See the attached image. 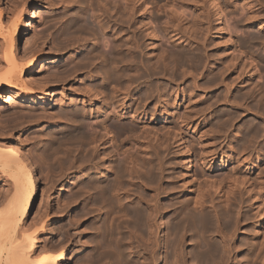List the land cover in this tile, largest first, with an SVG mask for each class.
I'll return each mask as SVG.
<instances>
[{
	"label": "rangeland",
	"instance_id": "1",
	"mask_svg": "<svg viewBox=\"0 0 264 264\" xmlns=\"http://www.w3.org/2000/svg\"><path fill=\"white\" fill-rule=\"evenodd\" d=\"M46 1L47 0H44V2H45V7H40V8H36V9H33V13H34V18L33 19H30V18H27L26 16L24 17V20H25V23H26V25H28V30L26 31V30H22V35L19 37V41H18V47H19V49L21 50V52L23 53V52H27V51H29L31 48V45H32V43L31 42H33L35 39L34 38H36V33L38 34H40L39 36L40 37H42V39L40 38V40H38V41H42L43 42V40H46V38H47V40H46V45L43 47L44 48V54L48 57L46 60H43V61H41V62H39L38 63V65L36 66V69L34 70V72L30 75V76H28L27 78H28V80L30 81V82H34L33 84H32V87H34L32 90H27V92H29L28 94H27V92L26 93H24L23 95H20L19 97H17L16 96V94L15 93H10L9 92V90H6V92L4 93V99H6V102H4V104H3V108H0V134H1V136L4 134V136H2L3 138H2V140H0V146H2V147H9V146H15L16 144H18V143H20V142H18V141H16V139H18V138H20V139H22V144H20V145H22V146H28L29 148H30V152L33 154V156L32 157H34L35 156V154H37L34 158H37V160H35L34 161V163L36 162V166H37V169H39V172H40V174H42L41 176H43L42 177V182H43V184H42V186L41 187H43V189H44V192H43V196H39L38 197V199H36V201L34 202V204H33V207H32V209H31V212H30V215H29V217L27 218V224H33V226L31 227V230H33V231H37L38 232V238H39V240L40 241H42V240H44V238L48 235V237H52V235H53V232H54V230H52V228H53V226H58V225H60V223H58V222H60V219H61V217L62 216H65L66 214H67V216H70V218L72 217L73 218V220L74 221H76V220H78L77 219V217L78 216H80V217H82V215H83V217L81 218L82 220H81V228H83L84 229V231H83V235H82V237H81V240L83 239V241H85V243L87 242V239L91 236V232L89 231V230H91V227H92V225H93V223L95 222V221H101V220H103L104 219V214H106L105 212L106 211H108V210H104V209H102V208H105L106 209V207H107V205L108 206H110V207H117L116 206V203L114 204V202L116 201V197L113 199V197H114V195H113V197L111 196V198L114 200V201H112L113 203H109L108 204V202H107V200L105 199V198H101L98 202L100 203V204H98V202H93L94 200H96L95 198H94V195L96 194V193H94L93 191H91L92 189L89 187V185H86V182H87V184H89V179H94V180H98V179H100V178H102V176L104 175V173H106V169H108L109 168V165H111L114 161L117 163V162H122V161H124L125 162V160L127 161V165H128V167H127V165L126 164H123V166L124 167H126V169L123 171V169L124 168H122V170L121 171H123L124 173H123V175H122V178H123V180H122V182H121V186L123 185V187H120V188H122V189H125V188H128V186H130L128 189H129V191H123L122 189H120V190H122V191H120L119 190V192L121 193V195L119 196V197H121L122 198V200H120L119 198H117V200H119L118 202H120V201H123V199H124V201L122 202L123 204L122 205H130V204H132L133 203V205H134V203L136 204V202H135V200L136 201H138L139 203H137L138 205L140 204V206H142V204H143V206L142 207H144L145 209H147L146 207H149V206H153V205H155V203H158L157 205H159V204H161V207L162 208H164V210H163V214H162V219L164 220V219H167L166 221L168 222L169 220H170V218H172L171 216H172V214H174L175 213V210L176 209H172L173 208V204H171L170 202H173L174 200V204H176V202L178 203V204H184V203H186L185 202V199H186V197L188 196V195H191L192 196V202L191 203H194V199H196V197H200V194L201 193H198V191H199V189L201 190V192L203 191L202 190V188H200V185H201V187L202 186H205L206 184H208L209 183V181L211 180L212 182H210L212 185L214 184V183H216L218 186L217 187H215V188H218L219 187V189H215L214 188V186H216L215 184H214V186L212 187L210 184H208V186L206 185L205 187H207L208 188V190H210L211 191V187H212V190L214 189V191H211L212 192V195L214 196V195H216V197L214 198V204L215 205H213V203L212 204H209L210 202H207L208 200H210V199H208L207 200V198H205L206 199V205L208 206H205V210L207 211V212H210L213 208H215L214 206H216V207H218V208H215V209H219L220 208V205L218 204V203H220L221 201H223L224 200V202L222 203H220V204H223L224 205V207H225V205H226V199H225V195L227 194V192H226V194L224 195V198L222 199V195H223V192L224 191H229V188H228V186H229V183L228 182H226L225 183V185L223 184V182H221V178H224V175H226V172H223L224 170H222L221 171V169L220 168H217V170H215V169H213L212 168V166H210L211 165V163L208 161V159H206L205 158V156H204V154L206 153V152H204V151H207V150H209V149H206V150H204L203 151V148L205 147V148H210L209 147V142H211V141H213V139L215 140V141H217L216 143H215V141H214V144L215 145H212L211 144V146L214 148V150H218V159L219 160H221V158H223V156L224 155H226L227 157H228V154H229V156L232 154V152L230 151V148H231V146L232 145H234L233 143H234V133H235V131L237 130V128L239 127V125L238 124H240L241 125V123L245 120V119H247V118H252V119H254L256 116L254 115L253 116V112H246L245 113V115L243 114H241V116H240V118H239V116L237 117V119H235V122H234V119H231V118H234V116H232L231 118H229L228 119V121L227 120H224V119H227V118H223V120H224V122L225 121H227V122H225V125L223 124L224 122H221V121H223V120H221L220 119V115L219 114H221V115H225L226 114V112L229 110H234V109H236L235 107H234V89H237V87H238V85L234 88V86H232V83H234L235 81L236 82H238L240 79H236V78H234V77H237V75H239V74H237V73H239L240 72V70L238 71V72H236V76H234L235 75V72H234V55L236 56V54H237V56L239 57V55H241V58H239L240 60H241V63L242 62H246V63H248V65H250V66H248L249 68L250 67H252V68H250L251 69V71L252 70H254V71H252V73H254V72H256L255 74V78H254V80H258V79H256L257 77V75L258 74H260V76L258 75V78L260 77H262L261 79H263L264 78V75H263V73H264V71H263V69H264V66L263 67H257V68H255V66H254V64H256L257 63V66H260V64H262V65H264L259 59H257L256 60V58L254 59V55L253 54H251V53H254V52H259L260 51V48H261V52H263L264 51V49L262 48V46L259 44H256V45H250L249 43V45L251 46V48H250V46L248 47L247 45L245 46V47H243V49L241 50L240 48L237 50L236 48L237 47H235L233 44H234V30H235V32H240V33H237V34H239L238 36H240V37H243V36H246V35H248L249 33H250V29H248V28H251V32L254 30V31H256L257 30V26H253V27H256V28H253V27H251V25H249V26H245L246 28L244 29V26H237V29L239 28V30H236V28L234 29V22H236V17L237 18H239V17H242V18H244V16L246 15V12H245V3L247 2L248 3V5L250 4V0H244V3H243V0H205L206 2H204V0H202L204 3L203 4H201V0L200 1H197V2H199V3H197V2H195V0H194V2H193V0L191 1V0H73V2L74 1H76V5L74 4V3H68V5H67V2L68 1H70V0H49V1H47L48 3H51V4H48V3H46ZM77 1L78 2H84V3H82L81 2V4L80 3H77ZM86 1V2H85ZM100 1H102V2H104L102 5H104L103 7H102V5H101V3L102 2H100ZM130 3H129V2ZM134 1H135V3H134ZM156 1V2H155ZM194 4V5H192V3ZM228 1V2H227ZM235 1V2H234ZM255 1V0H254ZM253 0H251V4L252 5H255L256 3L254 2ZM6 2H7V0H3V2H2V5H4V6H7V4H6ZM52 2H53V4H52ZM54 2H56L55 4H54ZM107 2H109L110 3V6H109V3H107ZM117 2V3H116ZM118 2H119V4H118ZM208 2V3H207ZM212 2V3H211ZM221 4H220V3ZM240 2V3H239ZM97 3V4H96ZM108 4L106 7L108 8L107 10L106 9H104L105 11H106V13H105V11L103 10V8H105V5L106 4ZM112 3V4H111ZM131 4V5H129V4ZM137 3V4H136ZM205 3L207 4V5H205ZM219 3V5L221 6H219V5H217V4ZM234 3H235V6H234ZM247 3H246V7H247ZM254 3V4H253ZM66 4V5H65ZM70 4V5H69ZM73 4V5H72ZM84 4V5H83ZM88 4V5H87ZM101 5V7H100V5ZM133 4H134V6H135V9L134 10H132L131 9V7H133ZM213 4V5H212ZM238 4V5H237ZM54 6L53 8H52V6ZM72 5V6H71ZM78 5V6H77ZM94 5V6H93ZM96 5V6H95ZM99 5V6H98ZM112 5V6H111ZM200 5V6H199ZM205 5V6H204ZM213 7H212V6ZM236 5L239 7V8H237L236 7ZM243 5V6H242ZM47 6V7H46ZM70 6V7H69ZM90 6H92V7H90ZM125 6H127L126 8H125ZM128 6H130V7H128ZM136 6H137V8H136ZM161 6V7H160ZM196 6V7H195ZM204 6V8H202ZM215 6H219V9H223V10H225V14H226V17L227 18H229V32H231V30H232V32L229 34V33H222V31H221V27L219 26V20H216L218 17H217V15L219 14V10L215 7ZM256 6H257V4H256ZM95 7V8H94ZM98 7V8H97ZM110 7H112V8H110ZM113 7H116L115 8V10L117 9L118 11H114V8ZM118 7V8H117ZM199 7V8H198ZM215 7V8H214ZM242 7L244 8V9H242ZM259 7V8H258ZM258 10H261V11H259V13H260V15H261V17H264V14H263V16H262V13L264 12V9L262 8L261 9V6H259L258 5ZM58 9V12L56 11V13L55 12H53L54 10L53 9ZM100 8V9H99ZM128 8V9H127ZM130 8V9H129ZM143 8V9H142ZM200 8H202V9H200ZM234 8L236 9V12H235V10H234ZM81 9V10H80ZM100 11H99V10ZM101 9H102V11L105 13V14H103L102 13V11H101ZM112 11H111V10ZM123 9H124V11H123ZM136 9H137V11H136ZM204 9V10H203ZM206 9H208V10H206ZM209 9L211 10V13H210V11H209ZM214 9H216V11L217 12H215V10ZM238 9H240V11H241V9L243 10V11H241V12H243V13H241V12H239V11H237ZM35 10V11H34ZM50 10H52V11H50ZM97 10V11H96ZM110 10V11H109ZM125 10H126V12H127V14H126V12H125ZM129 12H128V11ZM201 10H203L204 11V13H203V11H201ZM206 10V11H205ZM262 10H263V12H262ZM99 11V12H98ZM109 11V12H108ZM114 11V12H113ZM135 11V12H134ZM178 11H179V13H178ZM199 11V12H198ZM208 11V12H207ZM38 12V13H37ZM52 12V13H51ZM73 12H75V13H73ZM77 12H82L81 13V15H84V13L86 12L87 14H89V15H87V16H91L93 19H94V21H95V25L97 26H103V24L104 25H106V27H104L105 29H103V27L101 26V27H99L100 28V31L97 33L98 35H96V41H95V39H92V38H94L95 37V35L93 36V33H91L90 31L89 32H87L86 30H84V33H83V31H80V33H79V31H71V29H69L68 28V26L66 27V25H68L67 23H68V18L71 16V15H73V14H76ZM96 12V13H95ZM111 12V13H110ZM115 12H117V13H115ZM118 12H120L119 13V15H118ZM122 12H125L124 14L122 13ZM174 12V13H173ZM208 14H207V13ZM55 13V14H54ZM73 13V14H72ZM86 13H85V15H86ZM98 13H100V14H98ZM107 13H110L111 14V18H110V15L109 14H107ZM129 13V14H128ZM173 13V14H172ZM175 13H177V14H175ZM201 13V14H200ZM210 13V14H209ZM217 13V14H216ZM56 15L58 18H56L55 20H53V22H51V23H53L52 25H50L51 27H48V24H51V23H46V22H44L43 21V18H42V16L44 17L45 16V18L46 17H49L50 15ZM79 14V13H78ZM91 14V15H90ZM103 14V15H102ZM115 14V16H113V15ZM123 14V15H122ZM199 14V15H198ZM235 14L237 15L236 17H235ZM49 15V16H48ZM59 15V16H58ZM66 15V16H65ZM96 15H98L99 16V18H98V16L96 17ZM102 15V16H101ZM107 15V16H106ZM131 18H129L128 16ZM172 15V17L170 18V16ZM174 15V16H173ZM175 15H177V16H175ZM180 15V16H179ZM209 16V17H207V16ZM215 15H216V17H215ZM40 16V17H39ZM126 16V17H125ZM169 16V17H168ZM197 16L198 17H201V18H204L203 20H201V18H198V19H196V21L198 20V26L197 25H195V28H192V25H191V23L195 20V17L197 18ZM204 16V17H203ZM66 17V18H65ZM101 17V18H100ZM114 17V18H113ZM116 17H119L118 18V21L120 22V20H121V17H125L124 19H126L127 17L129 18H127V21L126 22H124L125 20H123V18H122V23H124V24H122L121 22V24L117 21L116 22V20H117V18ZM158 17V18H157ZM177 17V18H176ZM180 17V18H179ZM183 19H182V18ZM194 17V18H193ZM207 17V18H206ZM42 18V19H41ZM98 18V19H97ZM116 18V19H115ZM210 18V19H209ZM212 18V19H211ZM176 19H178V21H176ZM179 19H181V20H179ZM186 19V21L184 22H182V20H185ZM210 21H209V20ZM214 19V20H213ZM264 19V18H263ZM58 20V21H57ZM102 20V21H101ZM130 21V24L128 25L127 24V22L129 23V21ZM172 20V21H171ZM191 22H189V21ZM199 20H201V21H199ZM213 20V21H212ZM57 21V22H56ZM110 21V22H109ZM174 21V23L176 24L177 22H179L180 23V21H181V24H179L178 25V27H177V24L175 25V24H171L172 22ZM176 21V22H175ZM209 21V22H208ZM228 21H227V24H228ZM264 21V20H263ZM43 22H44V24H43ZM56 22V23H55ZM104 22V23H103ZM188 24H187V23ZM201 22H202V24H201ZM206 24H205V23ZM145 23V24H144ZM182 23H184V24H182ZM189 23H190V26H189ZM207 26V23H209L208 24V27H206L204 24ZM214 23V24H213ZM185 24H186V26H187V30L184 28V27H186L185 26ZM211 24H212V26H211ZM133 25V26H132ZM165 25V26H164ZM169 25V26H168ZM171 25H173V26H175V27H177V29L176 28H174V27H172L171 28ZM181 25V30H180V28H179V26ZM204 25V26H203ZM213 25H216V26H214V28H213ZM218 25V26H217ZM138 26V27H137ZM189 26V27H188ZM201 26H203L204 28L206 27V28H208L207 30H206V33L204 34L205 36H206V38H205V36L203 35L202 37L200 36V35H202V31L204 30L203 29V27H201ZM132 27H134V28H132ZM190 27L193 29V30H191L190 29ZM197 27V28H196ZM201 27V28H200ZM212 29H211V28ZM218 27V28H217ZM220 27V28H219ZM65 28H67V29H65ZM99 28L97 27V30H99ZM130 28H132V29H130ZM173 28H174V30L176 29V31H174L173 30ZM188 28H189V30L190 31H194L193 33L194 34H198V37H197V35H193V33H191L189 30H188ZM198 28H200V29H202V30H200V33H196V32H199V30H198ZM215 28H217V30H219V31H215L216 29ZM242 28V29H241ZM128 29H130V30H128ZM136 29H138V30H136ZM183 29H185L186 31H184ZM196 29V30H195ZM231 29V30H230ZM243 29H244V31H243ZM247 29V31H245ZM253 29V30H252ZM65 30V31H64ZM102 30V31H101ZM134 30V31H133ZM135 30H136V32H135ZM184 31V33H186V32H190V33H187V34H182V32ZM121 31H123V33H121ZM133 31V32H132ZM178 31V32H177ZM182 31V32H181ZM209 31H211V33L209 32ZM221 31V32H220ZM74 32H76V33H74ZM105 34H104V33ZM143 32V33H142ZM174 32V33H173ZM203 32H205V31H203ZM244 32H246V33H248V34H243ZM35 33V34H34ZM72 33V34H71ZM87 33V34H86ZM92 35H91V34ZM101 33V34H100ZM153 33H155L154 35V37L152 38V36H153ZM176 33L177 34H179L180 33V35H178V36H176ZM216 33V34H215ZM218 33V34H217ZM242 33V34H241ZM30 34V35H29ZM62 34V35H61ZM117 36H116V35ZM172 34V35H171ZM193 35L194 37H191V38H194V39H191L188 35ZM88 35V36H87ZM90 35H91V37H90ZM182 35H184V37L182 36ZM208 35H209V37H208ZM229 35V36H228ZM264 35V34H263ZM33 36V37H32ZM35 36V37H34ZM47 36V37H46ZM97 36H98V38H97ZM101 36V37H100ZM158 36V37H157ZM172 36V37H171ZM178 38V42H176L177 41V38ZM186 36V37H185ZM189 38H188V37ZM227 36L230 38L231 37V40L230 41H228V38H227ZM137 37V38H136ZM157 37V38H156ZM175 37V38H174ZM180 37V38H179ZM201 37V38H200ZM205 38V39H202V38ZM43 38H45V39H43ZM117 38H119V40L121 41H114V39H117ZM185 40H183V39ZM186 38L188 39V40H186ZM196 38L198 39V38H200V39H202V40H206V39H208L209 40V38H210V41H208V40H206V41H204L203 42V44H202V41L201 40H197L196 41ZM219 38L222 40V41H220V42H218L217 41V44H216V40H219ZM227 38V39H226ZM232 38H233V40H232ZM32 39V40H31ZM98 39V40H97ZM112 39H113V41H112ZM136 39H138V42H137V40ZM179 39H181V40H179ZM136 40V41H135ZM176 40V41H175ZM189 40H191L190 42H189ZM193 40V41H192ZM225 40V41H224ZM49 41V42H48ZM107 41V42H106ZM180 41V42H179ZM201 41V42H200ZM208 41V42H207ZM215 41V42H214ZM228 41V42H227ZM109 42V43H108ZM110 42L112 43V42H115V44H119V47H116L115 46V48H116V50H118V51H116L115 50V52H119L118 54H116V56H118L119 57V59H117L118 57H116L115 59H116V63H112L111 61H110V63H108V65L107 64H105V62H104V64L102 63L103 62V58H102V56H100V53L103 51V52H105L104 50H107L108 49V46L110 47ZM116 42H119V43H116ZM129 42V43H128ZM140 42V43H139ZM174 42H176V43H174ZM189 42V43H188ZM197 42V43H196ZM199 42V43H198ZM206 42V43H205ZM210 42H213V43H210ZM223 42L224 43H226V44H223ZM232 42V43H231ZM178 43V44H177ZM180 43V44H179ZM188 43V44H187ZM219 43V44H218ZM229 43H230V45H229ZM74 44V45H73ZM76 44V45H75ZM107 44H108V46H107ZM114 43H112V45H113ZM122 44V45H121ZM138 44H140V45H138ZM196 44V45H195ZM215 44V45H214ZM223 44V45H222ZM111 45V46H112ZM127 45V46H126ZM128 45H130L129 47H128ZM154 45V46H153ZM178 45H180L179 47H181L182 49H185V50H189V49H192V46L195 48H199V51H197L198 49H192L193 51H196V52H200L201 53V55L200 56H202L201 57V59L203 58L205 61L207 60V62L205 63L204 62V60L202 59H200V61L199 62H197V65H196V62H191V63H193V64H191V63H187L189 60H184V59H182V58H179L177 61H178V63H177V65H174L173 67L171 66V64H173L174 62V64H176V60H174V62L172 61V56H175L179 51H180V49H178L179 47H178ZM183 45V46H182ZM197 45H202V46H197ZM203 45H204V47H205V50H203L202 48H204L203 47ZM209 45V46H208ZM224 45H226V46H224ZM258 45V46H257ZM106 46V47H105ZM122 46V47H121ZM124 46V47H123ZM138 46V47H137ZM207 46V47H206ZM253 46V47H252ZM105 47V48H104ZM113 47V46H112ZM121 47V48H120ZM223 47V48H222ZM228 48L227 49V52L229 53V54H227V52H226V48ZM255 47V48H254ZM90 48V49H89ZM99 50V52L100 53H98V51H97V49ZM107 48V49H106ZM132 48V49H131ZM201 48V49H200ZM207 48V49H206ZM231 48V50L229 51V49ZM236 50H235V49ZM250 48V49H249ZM254 48V49H253ZM259 48V51L257 50ZM244 49H246V50H244ZM248 49H249V51H248ZM255 50L254 52L252 51V50ZM52 50V51H51ZM89 50H91V51H88ZM192 50H190V51H192ZM206 50H207V52H206ZM210 50V51H209ZM221 50H223V51H221ZM153 51H155L154 52V55H153ZM162 53H161V52ZM173 51H176V53L175 52H173ZM205 51V52H204ZM217 51V52H216ZM219 51V52H218ZM221 51V52H220ZM243 51H246V52H243ZM252 51V52H251ZM90 52H92L93 54H95L94 56L93 55H91L90 54ZM121 52V53H120ZM145 52V53H144ZM175 53V54H173V53ZM209 52V53H208ZM226 52V53H225ZM237 52H239V53H237ZM240 52H241V54H240ZM250 52V54L251 55H249L251 58L249 59L248 58V53ZM49 53V54H48ZM91 55H89V54ZM134 55H133V54ZM137 53V54H136ZM170 53V54H169ZM171 53H172V55H171ZM199 53V54H200ZM213 53H214V55H213ZM217 53H219V54H217ZM244 53H246V54H244ZM264 53V52H263ZM119 54H121L122 56L120 57L119 56ZM149 54V55H148ZM160 54H165V56H168L169 58H171L170 59V61H172L171 63H170V61H168L169 59L167 58V57H165L164 59H161L159 56H160ZM211 54L214 56V57H209V56H211ZM217 54V55H216ZM239 54V55H238ZM244 54V55H243ZM83 55H84V57H85V55H89L90 57V59L88 58V56H86V59H83L84 57H83ZM123 55H126V56H123ZM133 55V57H131ZM135 55L137 56L136 58H135ZM157 55H159V56H157ZM171 55V56H170ZM246 55V56H245ZM253 55V56H252ZM51 56V57H50ZM93 56V57H92ZM209 58H208V57ZM220 56V57H219ZM229 58H228V57ZM230 56H231V58H230ZM232 56H233V58H232ZM83 57V58H82ZM92 57V58H91ZM123 57H125V58H131L129 61L130 62H132V63H130L129 64V62H128V60H127V62H126V59H122ZM141 57V58H140ZM158 57V58H157ZM205 57H207V58H205ZM215 57H217L216 59H218V60H216L215 59ZM243 57H246L247 59H249V60H245L244 61V58ZM253 57V58H252ZM82 58V59H81ZM102 58V59H101ZM132 58L133 59H135V63L133 62V60H132ZM144 58V59H143ZM152 58L154 59V60H152ZM161 59V60H165L166 62L168 61L169 63L167 64V65H164L166 62L164 61V64L161 62V61H159V63H158V60H156V59ZM212 60H211V59ZM227 60H226V59ZM245 58V59H246ZM77 59H79V60H77ZM81 59V60H80ZM99 59V60H98ZM152 61H151V60ZM173 59H174V57H173ZM220 59V60H219ZM222 59H225V60H223V61H225V62H223L222 61ZM233 59V60H232ZM86 60V61H85ZM102 60V61H101ZM148 61L147 63L146 62H144V61ZM211 62H209V61ZM232 60V61H231ZM257 62H256V61ZM101 61V62H100ZM115 61V60H114ZM153 61H157L156 63L158 64V66H159V64H161L159 67L157 66H155V62H153ZM182 62V64H183V62H184V64L182 65L180 62ZM185 61H187L186 63H185ZM215 61V62H214ZM231 61V62H230ZM253 61H255V62H253ZM260 61V62H259ZM81 62V64H79ZM118 62L120 63L121 62V65L120 64H118ZM204 62V64H202V65H200L201 63H203ZM254 64H253V63ZM125 63V64H124ZM136 65H134V64ZM138 63V64H137ZM141 63V64H140ZM146 63V64H145ZM77 64V65H76ZM110 64V65H109ZM116 64V65H115ZM123 64V65H122ZM127 64V65H126ZM129 64V65H128ZM145 64V65H144ZM152 64V65H151ZM180 64H181V66H180ZM185 64H188V65H185ZM209 64V65H208ZM221 64V65H220ZM253 64V65H252ZM84 65V66H83ZM89 65V66H88ZM102 65V66H101ZM112 65H114V68H116V71L112 68ZM117 65H120V66H123V67H125V68H123L122 67V69H121V67L120 68H118L119 66H117ZM126 65V66H125ZM132 65H134L135 67H133ZM140 65V66H139ZM149 66L148 68H147V66ZM152 67H154L153 69L151 68V66ZM154 65V66H153ZM192 67H191V66ZM198 65H200V66H198ZM208 65V66H207ZM215 65H217V67H219L220 68V71L222 70H224L223 71V73L225 72L226 74H223V76H222V73L221 72H215L214 71V75L215 74H217V75H215V78L217 79V80H219V77H220V75H221V78H222V80H225L226 82H225V84H223V82H222V80L220 79L219 81L220 82H222V84H217V80L214 78V76H213V73H211L212 72V70H219V68H217V67H215ZM230 65V66H229ZM252 65V66H251ZM261 65V66H262ZM69 66V67H68ZM72 66V67H71ZM105 66H107V68H105ZM109 66V67H108ZM110 66H111V68L113 69V71H111L110 70ZM130 66H131V68H130ZM146 66V67H145ZM165 66V67H164ZM167 66V67H166ZM177 68H179V69H177ZM180 66V67H179ZM196 67L197 68V66H198V69H196V68H194V67ZM254 66V67H253ZM61 67H68L67 69L70 71H68L67 69H65L66 71H65V73L61 70V69H59V68H61ZM78 67V68H77ZM130 69H128V68ZM133 67V68H132ZM156 67V68H155ZM176 68L177 70H175V69H173V68ZM208 67V68H207ZM241 67V66H240ZM81 68V69H80ZM93 68V69H92ZM105 69V70H107L108 68V72L110 73V77H108V75H107V71H105L104 72V70L103 69ZM136 70H138L136 73H135V69ZM165 68V70L166 71H168L169 72V70H170V74L169 73H166V71H165V73H158V70H160L159 72H161V69H162V71H163V69ZM213 68V69H212ZM217 68V69H216ZM230 68V71L228 70ZM258 68H260L259 69V72H258ZM263 68V69H262ZM129 71H128V70ZM134 69V70H133ZM148 70V72H149V69H151L150 71V73H152L153 71H155L154 73H157V74H159V75H157V74H155L156 75V77H155V75H154V73H153V75L152 74H147L148 72H147V70ZM168 69V70H167ZM212 69V70H211ZM76 70V71H75ZM121 70H122V72H121ZM134 72H133V71ZM140 70V71H139ZM174 70L176 71V72H174ZM72 71H73V73H72ZM96 71H97V73H96ZM103 71V72H102ZM121 73H120V72ZM127 71V72H126ZM145 71V72H144ZM211 71V72H210ZM69 72V73H68ZM79 72V73H78ZM114 72V73H113ZM115 72H119L118 74L117 73H115ZM138 72L140 73V74H142L143 72L145 73H143L141 76H139L138 75ZM164 72V71H163ZM174 72V73H173ZM188 72H192L191 73V75H190V73H188ZM261 72V73H260ZM54 74V76H56V75H58V76H61V78H64V79H57V80H60V81H56V78L54 79L53 77V74ZM56 73V74H55ZM103 73H104V75H103ZM129 74L128 76H127V74ZM194 73V74H193ZM210 73L212 74V75H210ZM231 73V74H230ZM47 74V75H46ZM75 76H74V75ZM111 74H113V75H111ZM124 74H126V77H129V78H132L131 77V75L132 76H134V78H139V79H130V81L129 80H126L127 78L126 77H124L125 75ZM173 74H176L175 75V77H174V75ZM220 74V75H219ZM42 77H41V76ZM107 75V76H106ZM119 75H123L122 77H120L119 78ZM145 75H148V76H145ZM168 75V76H167ZM48 76H50V78L52 77L53 79H50V80H52L53 81V83H57V84H55L53 87H52V90H49L48 92V96L50 97V100H48V101H46V102H42V103H40V104H38V107H35V105L34 104H32V102H30L29 101V99L28 98H26L27 97V95H29V94H34V96H37V94L38 95H44V92H42V91H44V89L43 90H41V87L43 86L42 84L43 83H45L46 81H47V79L49 80V77ZM69 76V77H68ZM112 76H114V77H112ZM115 76H116V78H119V79H116L115 78ZM146 78H145V77ZM149 76H151L150 78H148L147 79V77H149ZM194 76V77H193ZM209 76H212V77H210L209 78ZM229 76V77H228ZM43 77H45V79L43 78ZM48 77V78H47ZM65 77H67V78H65ZM106 77H108L109 78V80H108V78H106ZM112 77V78H111ZM141 77V78H140ZM145 78V79H143V78ZM171 77H173V79L171 78ZM228 77V78H227ZM47 78V79H46ZM58 78H60V77H58ZM113 80V78H115L114 80L116 81H120V80H123V79H125V81L126 82H128V83H130V82H132V84L133 83H135V81H136V83H137V85H136V83L134 84V85H132L131 83V86L130 87H127L126 85V83H125V81L123 80V81H121L120 83H121V85L119 84H117V81H116V84H115V86L113 85V81H111V79ZM157 78V79H156ZM212 79V81H213V79H214V81L212 82H210V81H208L209 79ZM259 78V79H260ZM43 79V80H42ZM147 79V80H146ZM156 79V80H155ZM49 80V81H50ZM62 80V81H61ZM134 82H133V81ZM139 80L141 81V82H139ZM144 80V81H143ZM154 80V81H153ZM157 80H161V83H160V81H157ZM216 80V81H215ZM40 81V82H39ZM51 81V82H52ZM55 81V82H54ZM64 81V82H63ZM112 83H111V82ZM115 81H114V83H115ZM153 81V82H152ZM157 81V82H156ZM207 81H208V83H207ZM228 81H229V83H228ZM58 82H61V83H58ZM62 82H63V84H62ZM150 82V83H149ZM159 82V83H158ZM194 82H196V83H194ZM215 82V83H214ZM38 83V84H37ZM123 83V84H122ZM141 83V84H140ZM147 83V84H146ZM152 83L154 84L153 85V87L155 86V87H157V85H158V89L160 90H158L157 88L155 89L156 90V92H155V90H154V88L152 87ZM164 83V84H163ZM205 83H206V87H207V90H205V88L204 89H202V87L203 86H205ZM211 83H214L213 85H211ZM227 83V84H226ZM124 84H126L125 86H124ZM161 84V85H160ZM194 84H196L197 85V87H196V85H194ZM204 84V85H203ZM208 84H210V86L211 87H209V85ZM215 84H217V86L215 85ZM229 84V85H228ZM138 85H140V86H138ZM164 86V87H160V86ZM226 85H227V87H226ZM234 85V84H233ZM64 86V87H63ZM141 86H143V87H141ZM166 86V87H165ZM231 86V87H230ZM39 87H40V89H39ZM140 87V88H139ZM146 87L148 88L147 89V91L149 90V91H152V92H150V93H154L153 95L152 94H150L151 95V97L150 96H148V97H150V98H143V99H139L138 98V101L140 100L141 101V103L140 102H136V100H137V96L139 97L141 94H143L144 92H143V90L145 89L146 90ZM197 89H196V88ZM231 89H230V88ZM89 88H91V90L89 89ZM96 88V89H95ZM152 88V90H150V89ZM173 88V89H172ZM209 88V89H208ZM227 88H229V89H227ZM132 89V90H131ZM163 89V90H162ZM140 90V91H139ZM144 90V91H145ZM154 90V91H153ZM158 90V91H157ZM231 90V91H230ZM31 91V92H30ZM41 91V92H40ZM92 91V92H91ZM122 91H124V93L126 92V91H128V93L126 92L125 93V97H124V94H122L123 92ZM146 91V92H147ZM148 91V92H149ZM162 91V92H161ZM164 91V92H163ZM101 94H100V93ZM113 92H115V93H113ZM139 92V93H138ZM141 92V93H140ZM143 92V93H142ZM145 92V93H146ZM160 92V93H159ZM144 93V94H145ZM159 93V94H158ZM225 93L227 94V96H222V103L220 102V103H218L216 100L218 99V98H220L221 99V95L223 94V95H225ZM231 93V94H230ZM27 94V95H26ZM97 94H98V96H97ZM127 94V95H126ZM193 94V95H192ZM233 95V97L231 98V96H228V95ZM135 95V98H136V100H135V98L133 97ZM137 95V96H136ZM159 95V96H158ZM163 95V96H162ZM164 95H165V97H164ZM220 97H219V96ZM116 98H115V97ZM123 96V97H122ZM129 98H128V97ZM152 96H155V97H153L152 98ZM167 96V97H166ZM177 96V97H176ZM193 96V97H192ZM201 96H203L202 98L203 99H201L200 97ZM214 96H215V101H216V103H215V105H214ZM216 96H218L217 97V99H216ZM108 97V98H107ZM134 98V99H132V98ZM160 97H163V98H161V100L159 99ZM191 97V98H190ZM212 97H213V99H212ZM230 97V98H229ZM127 98V99H126ZM204 98H205V100H204ZM146 99H147V102H145L146 101ZM149 99V100H148ZM165 99V100H164ZM167 99V100H166ZM175 99H176V101H175ZM190 99H192V100H195V99H198L197 101L195 100V101H192V100H190ZM220 99H218V100H220ZM223 99H224V101L226 102H223ZM228 99H233L231 102L232 103H230L229 101L230 100H227ZM89 100V101H88ZM118 100V101H117ZM157 100V101H156ZM162 100H164V101H162ZM190 100V101H192L191 102V104H189L190 103V101L188 102V101ZM201 100H203V101H201ZM210 100H213L214 102L212 103V101L211 102H209L208 103V105H207V101H210ZM86 101V102H85ZM105 101V102H104ZM107 101V102H106ZM108 101H109V103H108ZM111 101V102H110ZM175 101V102H174ZM181 101V102H180ZM67 102V103H66ZM74 102V103H73ZM76 102V103H75ZM113 102V103H112ZM133 102V103H132ZM134 102H135V104H134ZM162 102V103H161ZM169 102V104L170 105H168V107L170 108V112L171 113H169V114H167V115H163L162 113H163V111H164V109H165V106H166V104ZM187 103V104H185V103ZM228 102V103H227ZM64 103H66V104H64ZM136 103L138 104V105H136ZM166 103V104H165ZM199 103V104H198ZM205 105H204V104ZM213 104V107H211L210 105H212ZM218 103V104H217ZM159 104H160V106H159ZM178 104V105H177ZM200 104H203L205 107L204 108H202V106L200 107ZM226 106H225V105ZM32 105V106H31ZM73 105V106H72ZM133 105L134 106H137V110L135 109V111H134V109L133 108H135V107H133ZM163 105V106H162ZM173 105H175V106H173ZM178 107H177V106ZM183 105V106H182ZM194 105V107H192ZM154 106H156V108L154 109ZM173 106V107H172ZM186 106V107H185ZM120 107V108H119ZM129 107H130V109H129ZM132 107V108H131ZM160 107V108H159ZM187 107H188V109H187ZM71 108L72 109H77L78 111L80 110V112H81V115H80V118H82V121H84V122H87V123H91V125H90V123H89V128H93V129H89V131H90V135H93V134H96V135H98V136H104L105 138H106V140H107V142L108 143H106V145L109 147V148H107V149H111V151H112V149H113V157L114 158H108V155H106V154H104L106 151L105 150H103L105 147L102 145V144H100L98 147L96 146V144L95 143H91V140H90V138L88 137H86V138H81L80 140H78L77 139V137L75 136V138L76 139H74V137L73 136H71L70 137V135L68 134V128H69V125H68V123L65 121V120H59V118H58V114H60L62 111H66V110H71ZM106 108V109H105ZM140 109V111H142V112H139V109ZM151 108H153V109H151ZM216 108V109H215ZM105 109V110H104ZM133 109V110H132ZM172 109V110H171ZM196 109H198L199 111H201L200 113L201 114H198V116H197V111L198 110H196ZM226 109V110H225ZM146 112H145V111ZM150 110V111H149ZM154 110V111H153ZM157 110V111H156ZM191 110V111H190ZM193 110V111H192ZM220 112H219V111ZM224 110H225V114H222V112H224ZM13 111H14V113L15 114H13ZM136 111H138V112H136ZM150 112V114L148 113V112ZM152 111V112H151ZM161 111V112H160ZM173 111V112H172ZM190 111V112H189ZM199 111H198V113H199ZM215 111V112H214ZM222 111V112H221ZM227 112V114L229 113V114H233V112L235 111H233L232 113H231V111L230 112ZM60 112V113H59ZM135 112H136V115H134L135 114ZM145 112V113H144ZM194 114H196V118H194L195 117V115H193V113ZM203 112V113H202ZM213 112V113H212ZM54 113H55V115H54ZM57 113V114H56ZM87 113V114H86ZM97 113V114H96ZM142 113V114H141ZM191 113H192V119L190 120L187 116H189V114L191 115ZM206 113V114H205ZM218 113V114H217ZM248 113V114H247ZM20 114V115H19ZM118 114V115H117ZM126 114V115H125ZM151 114H154V116H151ZM158 114V115H157ZM176 114V115H175ZM203 114V115H202ZM17 115V116H16ZM125 115V116H124ZM141 115V116H140ZM150 115V116H149ZM159 115H161V116H159ZM170 115V116H169ZM185 115V116H184ZM234 115V114H233ZM138 116H140V117H138ZM145 116V117H144ZM156 116V117H155ZM167 116V117H166ZM213 116V117H212ZM214 116H215V118H217V120L218 119H220V120H218V122H220V124H218V125H224L225 127L224 128H222L221 129V127L220 126H217L216 128H215V126L217 125H214L215 124V122H217V121H213L215 118H214ZM217 116H220V117H217ZM246 116H247V118H246ZM52 117V118H51ZM57 117V118H56ZM186 118L185 120H187L188 122H190L191 124H189V126L185 123V120H184V118ZM191 117V116H190ZM205 117V118H204ZM244 117V118H243ZM137 118V119H136ZM144 118V119H143ZM154 118V119H153ZM170 118V119H169ZM173 118V119H172ZM188 118V119H187ZM204 118V119H203ZM206 118L210 121V122H214V124H212L213 125V127L215 128V130L218 128L219 130L221 129V132L217 129L215 132H219V133H215L214 134V137L212 138V140H208V141H206V138H207V135H205V136H203V138H202V135H204L205 133V131L207 130L204 126H202L203 124H206L207 123V121L208 120H206ZM243 118V119H242ZM51 119V120H50ZM136 119V120H135ZM140 121H139V120ZM181 119H183V120H181ZM211 119V120H210ZM213 119V120H212ZM53 120V121H52ZM229 120H232L231 122H230V124H229ZM241 120V121H240ZM52 121V122H51ZM108 121V122H107ZM168 121H170V122H168ZM186 121V122H187ZM193 121V122H192ZM142 122V123H141ZM184 122V123H183ZM202 122H203V124H202ZM105 123H108V124H111V123H113L115 126H108V127H103V125H105ZM147 123V124H146ZM149 123V124H148ZM231 123L233 124V126L231 125ZM237 123V124H236ZM145 124H146V126H145ZM186 124V125H185ZM116 125H117V127H119V128H117L116 127ZM195 125H197V128H196V126L194 127ZM202 127H201V126ZM211 125V124H210ZM223 125H222V127H223ZM237 128H236V127ZM115 127V128H114ZM146 127V128H145ZM194 127V128H193ZM199 127V128H198ZM211 127V126H210ZM15 128V129H14ZM116 128L118 129V131H116ZM131 128V129H130ZM149 128V129H148ZM201 128V129H200ZM106 129V130H105ZM134 129V130H133ZM145 129H147V130H152L151 132L152 133H150V134H152L151 136H152V140L154 139V143H158V142H160V141H162L163 140V142L165 143L166 141H164V138L163 137H166V138H168V140L165 138V140H167V143H169V147H167V148H164L165 146H164V144H160L161 145V147H158V148H163V149H165V152H164V150L161 152V150H159L158 148H157V150L155 151L154 149H152L153 151H155L154 153L156 154L157 152H159L160 154V157L162 156V157H164V156H166L165 158H160L159 157V155H157L156 154V156H155V154L153 155V151H151V149L149 150V151H151L150 153L148 152V151H144V145L146 144L145 143V141H143L146 137H144V136H141V135H147V132H146V130ZM197 129V130H196ZM199 129V130H198ZM93 130V131H92ZM137 130V131H136ZM144 130H145V133L143 134L142 132H144ZM179 130V132H177ZM228 132H227V131ZM235 130V131H234ZM55 131V132H54ZM3 132V133H2ZM7 132V133H6ZM67 132V133H66ZM100 132H102V133H100ZM112 132V133H111ZM166 132V133H165ZM195 132V133H194ZM198 132H200V133H198ZM226 132H227V134H226ZM230 132V133H229ZM57 133V134H56ZM110 133V134H109ZM154 133V134H153ZM167 133H169V134H167ZM181 133V134H180ZM202 133V134H201ZM222 135H221V134ZM224 133V134H223ZM50 134V135H49ZM180 134V135H179ZM201 134V137L200 138H202L201 140H200V138H199V135ZM218 134H219V136H218ZM64 135V136H63ZM67 135H69V137L67 136ZM106 135V136H105ZM164 135H166V136H164ZM176 135V136H175ZM226 135V136H225ZM63 136V137H62ZM139 136H141V137H139ZM156 136V137H155ZM217 136V137H216ZM227 136H228V138H227ZM22 137V138H21ZM68 137V140L67 139H65V138H67ZM155 137V138H154ZM159 137V141H157L156 140V138H158ZM229 137H232V138H229ZM25 138V139H24ZM80 138V137H79ZM116 138V139H115ZM144 138V139H143ZM162 138V139H161ZM24 139V140H23ZM61 139V140H60ZM84 139H86L85 141H83ZM233 139V140H232ZM146 140V139H145ZM58 141V142H57ZM139 141V142H138ZM192 141H194V142H192ZM203 141H204V143H203ZM228 141V142H227ZM101 142V141H100ZM100 142H98V144L100 143ZM205 142H206V144H205ZM208 142V143H207ZM221 142V143H220ZM90 143V144H89ZM118 143V144H117ZM138 143H139V145H138ZM185 143V144H184ZM193 143V144H192ZM226 143V144H225ZM227 143H228V145H227ZM13 144V145H12ZM51 144V145H50ZM55 144H56V146H55ZM117 144V145H116ZM122 144V145H121ZM132 144V145H131ZM166 144V143H165ZM204 144V145H203ZM102 145V146H101ZM144 147H143V146ZM193 145V146H192ZM203 145V146H202ZM205 145H207V147L205 146ZM222 145H224V146H222ZM230 145V146H229ZM113 146V147H112ZM139 148H138V147ZM215 146V147H214ZM230 148H229V147ZM189 147V148H188ZM220 147V148H219ZM224 147V148H223ZM255 147V146H254ZM253 146H252V148H254ZM138 148V149H137ZM204 148V149H205ZM79 149V150H78ZM130 149V150H129ZM133 149V150H132ZM136 149V150H135ZM142 149V150H141ZM168 149V150H167ZM50 150V151H49ZM65 150H67V151H65ZM96 150V151H95ZM98 150V151H97ZM159 150V151H158ZM222 150H224L223 151V153H221L222 152ZM256 150V151H255ZM259 150L260 149H258V147L257 148H254V150H253V154L254 153H256L257 151L259 152ZM37 151V152H36ZM51 151H53V152H51ZM94 151V152H93ZM110 151V150H109ZM127 151V152H126ZM141 151V154L139 155L138 154V152H140ZM142 151H144V152H142ZM221 151V152H220ZM228 151V152H227ZM79 152V153H78ZM96 152H97V154H96ZM107 152H108V150H107ZM135 152V153H134ZM227 152V153H226ZM230 152V153H229ZM39 153V154H38ZM91 153H93V154H91ZM95 153V154H94ZM118 153V154H117ZM131 154V155H129V154ZM143 153H145V154H143ZM147 153H148V155H147ZM31 154V155H32ZM42 154V155H41ZM89 154V155H88ZM257 155H258V153H256ZM38 155H39V158H38ZM90 155H94V156H97L96 158H94V156L91 158L90 157ZM104 155V156H103ZM114 155H116V156H114ZM135 157H134V156ZM137 155H139V156H137ZM144 155V156H143ZM76 156V157H75ZM83 156V157H82ZM86 156V157H85ZM118 156V157H117ZM122 156V157H121ZM141 156V157H140ZM153 156V157H152ZM255 156V155H254ZM42 157V158H41ZM99 157H101V158H99ZM102 157H105V158H102ZM116 157V158H115ZM132 157H134V158H132ZM136 157H139V158H136ZM142 157H145V158H142ZM155 157V158H154ZM158 157V158H157ZM256 157V156H255ZM77 158V159H76ZM125 158V159H124ZM160 158V159H159ZM43 160V162L42 161H40V163H38V160ZM113 159V160H112ZM122 159V160H121ZM139 159V160H138ZM145 159V160H144ZM172 161H171V160ZM206 159V160H205ZM262 159H264V158H262ZM78 160H79V162H78ZM92 160V161H91ZM130 160V161H129ZM170 160V161H169ZM176 160V161H175ZM191 160V161H190ZM95 161V162H94ZM111 161V162H110ZM145 161V162H144ZM190 161V162H189ZM193 161H194V163H193ZM202 161H203V163H202ZM88 162V163H87ZM124 162H122V163H124ZM133 162V163H132ZM142 162H143V164H142ZM153 162H154V164H153ZM162 162H164V163H161ZM167 162V163H166ZM170 162V163H169ZM190 163L193 167H194V169L193 170H191V171H189L188 169H187V166H186V163ZM96 163V164H95ZM126 163V162H125ZM152 163V165H154V167H153V169H154V171H155V169H158L159 168V166H157V165H159L158 163H160V166H161V168H159L158 170H160L161 172H163V173H159V171L157 172V171H155V172H157L158 174H156L155 172H154V175H155V177H154V175H150V174H152L153 172H152V165H151V167H150V164ZM173 163V164H172ZM193 163V164H192ZM206 163V164H205ZM208 163V164H207ZM210 163V164H209ZM40 164V165H39ZM98 164V165H97ZM102 164V165H101ZM164 164V166L167 164V166H163L162 167V165ZM168 164H170V165H168ZM95 165V166H94ZM132 165V166H131ZM144 165H149L148 166V168H147V166H144ZM172 165V166H171ZM205 165H207V166H205ZM105 166H107V167H105ZM141 166V167H140ZM142 166H144V168L142 167ZM170 166V167H169ZM233 166V165H232ZM78 167V168H77ZM132 167V169L130 170L129 168H131ZM158 167V168H157ZM209 167V168H208ZM128 168V169H127ZM143 168V169H142ZM147 168V169H146ZM151 168V169H150ZM148 169H150V171H151V173H148ZM164 169V170H163ZM168 169V170H167ZM67 170V171H66ZM135 170L137 171V173L135 172ZM146 170H148V171H146ZM163 170V171H162ZM221 171V172H219V171ZM130 171V172H129ZM149 171V172H150ZM166 171V172H165ZM193 171V172H192ZM76 172V173H75ZM82 172V173H81ZM132 172V173H131ZM191 172V173H190ZM221 173V176L219 175L218 176V174L217 173ZM129 174V176H128V174ZM168 173H169V178L167 177V176H165V175H168ZM141 174V175H140ZM149 174V175H148ZM159 174L163 177V181H162V177L160 178V177H157V179H156V176H159ZM173 174V177L171 176V175ZM217 174V175H216ZM100 175V176H99ZM102 175V176H101ZM139 177H138V176ZM145 176L146 177V175H148L147 177H148V180H147V177L145 178L146 180H147V182H146V180H144V177L143 176ZM95 176V177H94ZM131 176V177H130ZM141 176V177H140ZM150 176V177H149ZM152 176H153V181H152ZM171 176V177H170ZM4 176L2 175V174H0V202H1V200H3V197H1V195H2V191H3V186L5 185V178H3ZM98 179H97V178ZM143 177V178H142ZM167 177V178H166ZM126 178L128 179V180H126ZM142 180H141V179ZM158 178L160 179V180H158ZM210 180H209V179ZM213 178L215 179L216 178V180L214 181L213 180ZM217 178H219V179H217ZM140 179V180H139ZM228 179H230V178H228ZM147 183V185L146 184H144L145 182ZM154 180H155V182L157 183H155L154 182ZM156 180H158L159 181V184H158V181H156ZM205 180H207L208 181V183H207V181H205ZM217 180L218 181H220V182H217ZM74 181V182H73ZM206 182V184H204L205 182ZM222 181H223V179H222ZM129 182V183H128ZM132 182H133V184H134V186H135V190H139L140 189V191L138 192V193H135V192H137V191H131V190H133L132 188L133 187H131V184H132ZM135 182H136V184H135ZM149 182V183H148ZM167 182V183H166ZM170 182V183H169ZM214 182V183H213ZM4 183V184H3ZM80 183V184H79ZM123 183V184H122ZM131 183V184H130ZM174 183H175V185H174ZM128 184V185H127ZM133 184H132V186H133ZM139 184V185H138ZM162 186H161V185ZM170 184H172V185H170ZM222 184H223V186H222ZM79 185V186H78ZM81 185H86L87 186V189H86V186H84L83 188L81 187ZM126 185V186H125ZM138 185V186H137ZM144 185V186H143ZM149 185V186H148ZM154 185H158V187H156V186H154ZM78 186V187H77ZM137 186V187H136ZM140 186V187H139ZM148 186V187H147ZM153 186H154V188H153ZM160 186V187H159ZM168 187V189L166 188V187ZM170 186V187H169ZM171 186H172V189H171ZM211 186V187H210ZM225 186H226V188H225ZM79 187H81V188H79ZM141 187H142V190H144V192L141 190ZM145 187V188H144ZM150 187V188H149ZM204 187V188H205ZM222 187V188H221ZM75 190H74V189ZM77 188V189H76ZM85 188V191H83V189ZM160 189V191H159V189ZM177 188V189H176ZM186 188V189H185ZM198 188V189H197ZM257 188V187H256ZM255 188V190H257ZM47 189V190H46ZM74 190L75 192H77L78 194H76L78 197H79V195H80V193L82 194V197H81V195H80V197L78 198V199H76L75 201H76V203L74 204L73 202H75L74 201V197H76V195L75 194H73L74 193V191L73 192H71L72 190ZM80 189V190H79ZM131 189V190H130ZM154 191H153V190ZM155 189H157V190H155ZM163 189V190H162ZM164 189H165V191H164ZM170 189V190H169ZM190 189V190H189ZM206 189V188H205ZM204 189V190H205ZM221 189H223V190H221ZM226 189H228V190H226ZM78 190V191H77ZM82 190V191H81ZM88 190V191H87ZM91 192H90V191ZM125 190H127V189H125ZM161 190H162V192L163 193H161ZM207 190V189H206ZM215 190H217L219 193H220V197H219V194H218V192H215ZM220 190V191H219ZM81 191V192H80ZM87 191V192H86ZM130 191H131V193L133 194H131L130 193ZM156 191V192H155ZM160 192L159 193V197H158V199H157V196L155 197V196H153L152 198V200L151 199H149V198H151L150 196H149V194H152V195H155L157 192ZM221 191H222V193H221ZM85 192V193H84ZM88 192H90L89 193V195H88ZM128 192V193H127ZM142 192H143V198H142ZM151 192V193H150ZM190 192H191V194H190ZM196 192V193H195ZM215 192V193H214ZM38 193H39V190H38ZM147 193V194H146ZM193 193H195V194H193ZM92 194V195H91ZM129 195V197H128V195ZM138 194L140 195V196H138ZM144 194H146V195H144ZM162 196H161V195ZM185 194V195H184ZM188 194V195H187ZM199 194V195H198ZM217 194H218V196H217ZM252 194V193H251ZM72 195H74V196H72ZM91 195V196H90ZM135 195H136V197H137V199H139V200H137L136 198H135ZM149 196L148 197V199H146V197L144 198V196ZM187 195V196H186ZM194 195V196H193ZM198 195V196H197ZM231 196L233 195V194H230ZM72 196V197H71ZM90 196V197H89ZM92 196H93V198H94V200H93V198H92ZM96 196H97V194H96ZM127 198H126V197ZM132 196V197H131ZM230 196V197H231ZM88 197V198H87ZM118 197V196H117ZM130 197H131V200H130ZM139 197H141V199L139 198ZM234 196H232L231 197V199L233 198ZM63 200H62V199ZM77 198V197H76ZM91 198V199H90ZM133 198H135V199H133ZM180 198V199H179ZM194 198V199H193ZM253 198H256V199H253ZM90 199V200H89ZM111 199V200H112ZM142 199L144 200V201H142ZM145 199H146V201H148V202H145ZM219 199H222V200H219ZM254 200L253 201V203L251 202L252 200ZM251 199H249V201L251 202V204H250V202H248L249 204H247V202H246V204H245V206H247L248 207V209H249V212L251 211V214L250 215H252V216H250L251 218L249 219L248 217H245V216H243V217H241L242 218V220L240 219V229H239V233H235L234 234V227H233V229H232V227H230L229 229H228V233H227V231H225L224 230V232H226L229 236H232V238H234V236L235 237H237L236 238V244H237V247L238 248H240V244H241V241L243 240V241H245L244 239H248V241H249V239H250V241H253V240H258L257 239V235H259L260 237H263V235H264V198L263 199H261V198H258L257 199V196L255 197L253 194H252V196H251ZM73 200V202H72V204H71V201ZM101 200L104 202V203H102L101 202ZM151 200V201H150ZM155 200H157V201H155ZM159 200V201H158ZM161 200V201H160ZM173 200V201H172ZM177 200H179V201H177ZM184 200V201H183ZM233 200V205H234V199H232ZM232 200H230L229 202L231 203V207H232V209L235 207H239V205L237 204V202H235L236 203V205H232ZM41 201V202H40ZM68 201V202H67ZM132 201V202H131ZM134 201V202H133ZM150 201V202H149ZM170 201V202H169ZM68 204H66V203ZM91 202H93V203H91ZM117 202V201H116ZM118 202H117V204H118ZM128 202V203H127ZM160 202V203H159ZM170 205V206H172V207H170L169 208V206L167 207L168 209L166 210V206L168 205L167 203ZM180 202V203H179ZM228 202V203H229ZM259 202V206H261V209H260V207L258 206V204H256V206H255V203H258ZM56 203H58V206H56L57 204ZM62 203H64L65 205H62L61 206V204ZM91 203V204H90ZM144 203H145V205H144ZM149 203V204H148ZM227 203V204H228ZM229 203V204H230ZM3 204V205H2ZM93 204V205H92ZM97 204H98V206H97ZM104 204V205H103ZM114 204V206H112ZM152 204V205H151ZM164 204H166L165 206H164ZM216 204H218V206L216 205ZM252 204H254V206L252 205ZM0 209H2V207H4V201H2V203H0ZM86 205V206H85ZM101 205V206H100ZM102 205H103V207H102ZM146 205H148V206H146ZM251 205V206H250ZM101 208H100V207ZM106 206V207H105ZM130 206H132V205H130ZM164 206V207H163ZM211 206H213V208L211 207ZM226 206H229V205H226ZM250 206V207H249ZM259 207V209H257L258 207ZM263 206V207H262ZM61 207H63V208H61ZM64 207H66L65 209H64ZM92 207H94L95 209H92ZM114 207V208H115ZM118 207H119V204H118ZM117 207V208H118ZM257 207V208H256ZM59 208H61V209H59ZM97 208V209H96ZM101 209L102 211L100 212V210L99 209ZM114 208L112 209L111 208V215H112V217L113 216H115V215H117L120 211H118V213H117V211L115 210V212L117 213H115V214H113L114 212H112L113 210H114ZM212 208V209H211ZM226 208H228V207H226ZM251 208V209H250ZM63 209V210H62ZM91 209L93 210V212L91 213ZM107 209H108V207H107ZM120 208H118L117 210H119ZM215 209H213V210H215ZM96 210V212H94ZM99 210V211H98ZM149 210V209H148ZM213 210L210 212V213H213ZM234 210V209H233ZM235 210H237V208L235 209ZM80 211V212H79ZM84 211V212H83ZM178 211V210H177ZM238 211H239V208H238ZM262 213H261V212ZM261 213V214H257V213ZM61 213V214H60ZM79 213V214H78ZM82 215H81V214ZM88 213V214H87ZM90 213V214H89ZM214 213H215V211H214ZM234 213V212H233ZM233 213H231L233 216H234V214ZM238 213V212H237ZM59 214V215H58ZM96 214V215H95ZM98 214H99V216H98ZM87 215V216H86ZM103 215V216H102ZM262 215V216H261ZM80 217H78V218H80ZM165 217V218H164ZM170 217V218H169ZM244 217L245 218H248V219H246L247 221H245V219H244ZM261 217V218H260ZM76 218V219H75ZM92 218H96V219H92ZM117 218H118V215H117ZM116 217H115V219H117ZM232 218H234V217H232ZM231 218V219H232ZM42 219H45L46 220V223H45V225H47V226H45L43 229L41 228V227H39V225H40V222L42 221ZM169 219V220H168ZM223 219V218H222ZM221 219V220H222ZM92 220H94V221H92ZM224 220V219H223ZM222 220V221H223ZM29 221H30V223H29ZM49 223H48V222ZM118 221V220H117ZM165 221V222H166ZM32 222V223H31ZM231 222H232V224H231V226L233 225L234 226V220L232 221L231 220ZM245 222V223H244ZM35 224V225H34ZM52 224V225H51ZM92 224V225H91ZM91 225V227H89ZM49 226H51V227H49ZM90 228V229H89ZM233 230V232H232V230ZM45 230V231H44ZM86 230V231H85ZM88 230V231H87ZM41 231V232H40ZM230 231V232H229ZM39 232H40V234H39ZM230 233V234H229ZM46 235V236H45ZM237 235V236H236ZM262 235V236H261ZM45 236V237H44ZM42 237H43V239H42ZM85 237V238H84ZM249 237V238H248ZM136 238H140V239H136ZM254 238H256V239H254ZM52 240V242H51V245H50V248H51V250H54V251H58V249H59V247H57L58 245H57V239L54 237H52L51 238ZM252 239V240H251ZM89 240V239H88ZM138 240H141V236L140 235H138L137 234V236L136 237H133L132 239H131V246H132V248L133 247H135L136 246V244H137V242L136 241ZM56 241V242H55ZM83 241H80L81 242V244L79 243L77 246H71V249H70V252L68 253V263L69 264H77V258L76 257H78L79 256V254H80V249L83 247V245H84V243H83ZM242 241V242H243ZM135 245V246H134ZM82 246V247H81ZM54 247V248H53ZM57 247V248H56ZM87 248H88V250H86V252H88V253H90V254H92V250H91V247L89 246H87ZM86 248V249H87ZM56 249V250H55ZM133 249H135L136 250V247L135 248H133ZM134 250V251H135ZM188 250H189V248H188ZM246 250H248V248H242L240 251H239V253H238V255H237V260H242L246 255H247V253L249 252H247ZM137 251V250H136ZM258 252V251H257ZM255 253L256 252H254V254H252V256L254 257L255 256ZM262 254H264L263 252H261ZM136 256H135V258L136 259H139V257H138V253L136 252V254H135ZM263 256V255H262ZM261 255H260V257H259V259H258V263L260 264V263H262V262H260V259H261V261L263 260V263H264V259H262L263 257H262ZM242 258V259H241ZM136 261H138V260H136ZM238 261V262H239ZM109 264H112V263H109ZM114 264V263H113ZM160 264H165V262H163V263H160Z\"/></svg>",
	"mask_w": 264,
	"mask_h": 264
},
{
	"label": "bare ground",
	"instance_id": "2",
	"mask_svg": "<svg viewBox=\"0 0 264 264\" xmlns=\"http://www.w3.org/2000/svg\"><path fill=\"white\" fill-rule=\"evenodd\" d=\"M47 1H49V0H47ZM46 1V3H48ZM72 1V2H71ZM89 1V0H88ZM91 1V0H90ZM93 1V0H92ZM104 1V0H103ZM192 1V0H191ZM190 1V2H191ZM197 1H200V0H197ZM196 0H195V2H197ZM207 1V0H206ZM205 0H204V2H206ZM213 1V0H212ZM216 1V0H215ZM254 1V0H253ZM2 2H3V0H0V108H3V104H4V102H6V99H4V93L6 92V90H9V92L10 93H15L16 94V96L17 97H19L20 95H23L24 93H26L27 92V90H32L34 87H32V84L34 83V82H30L29 80H28V76H30L33 72H34V70L36 69V66L38 65V63L39 62H41V61H43V60H46L48 57L44 54V46L46 45V40H47V38H46V40H43V42L42 41H38V40H40V38L42 39V37H40L39 35V33L37 34L36 33V38H34L35 40L33 41V42H31L32 43V45H31V49L29 50V51H25V52H21V50L19 49V47H18V41H19V37L22 35V30L24 29V30H28V25H26V23H25V20H24V17L26 16L27 18H30V19H33L34 18V13L32 12L33 11V9H36V8H40V7H45V2H44V0H7V2H6V4H7V6H4V5H2ZM74 3L75 5H76V1H74L73 2V0H70V1H68L67 2V5H68V3ZM82 2V1H81ZM81 2H78L77 1V3H80L81 4ZM86 2V1H85ZM100 2H102V1H100ZM129 2V1H128ZM156 2V1H155ZM193 2H194V0H193ZM202 0H201V4H203L204 3ZM214 2V1H213ZM228 2V1H227ZM235 2V1H234ZM256 4H257V6H256V4L255 5H252L251 4V0H250V4L248 5V3H247V7H246V3L244 4L245 6V9L242 7V9H244L245 10V12H246V15L244 16V18H242V17H239V18H237L236 16V14H235V17H236V22H234V29L236 28V30H239V28L237 29V26H244V29L247 27V26H249V25H251V27H253V26H257V30L256 31H254L253 29V31L251 32V28H248V29H250V33L248 34V33H246V32H244L245 34H248V35H246V36H243V37H240V36H238L239 34H237V33H240V32H235V30H234V46L235 47H237L236 49L238 50L239 48L241 49H243V47H245L246 45L248 46L249 44L250 45H256V44H260L261 46H262V48L264 49V17H261V15H260V13H259V11H261V10H258V5L259 6H261V9L263 8L264 9V0H255L254 1ZM56 2H54V4H55ZM70 3V4H71ZM82 3H84V2H82ZM104 2H102L101 3V5L103 4ZM107 3H109V2H107ZM117 3V2H116ZM130 3V2H129ZM128 3V4H129ZM134 3H135V1H134ZM192 3V2H191ZM197 3H199V2H197ZM208 3V2H207ZM212 3V2H211ZM220 3V2H219ZM219 3L217 4V5H219ZM240 3V2H239ZM243 3H244V0H243ZM48 4H51V3H48ZM52 4H53V2H52ZM69 4V5H70ZM97 4V3H96ZM106 4V3H105ZM112 4V3H111ZM118 4H119V2H118ZM137 4V3H136ZM200 4V3H199ZM221 4V3H220ZM254 4V3H253ZM66 5V4H65ZM73 5V4H72ZM71 5V6H72ZM84 5V4H83ZM88 5V4H87ZM100 5V4H99ZM98 5V6H99ZM101 5H100V7H101ZM108 4H106L105 5V8H103V10L104 9H108L107 6ZM129 5H131V4H129ZM192 5H194L193 3H192ZM205 5H207L206 3H205ZM204 5V6H205ZM213 5V4H212ZM211 5V6H212ZM238 5V4H237ZM236 5V7L237 8H239L238 6ZM52 6V5H51ZM78 6V5H77ZM94 6V5H93ZM96 6V5H95ZM104 5H102V7H103ZM107 6V7H106ZM109 6H110V3H109ZM112 6V5H111ZM200 6V5H199ZM204 6L202 7V8H204ZM220 6V5H219ZM219 6H215L218 10H219V14L217 15V17H216V15H215V17L217 18L216 20H219V26L221 27H219L220 29H221V31H222V33H231L232 32V30H231V32H229V18H227L226 17V12H225V10H221V9H219ZM234 6H235V3H234ZM243 6V5H242ZM47 7V6H46ZM54 6H52V8H53ZM70 7V6H69ZM90 7H92V6H90ZM127 6H125V8H126ZM128 7H130V6H128ZM161 7V6H160ZM196 7V6H195ZM213 7V6H212ZM214 7V8H215ZM221 7V6H220ZM258 7V8H257ZM93 8V7H92ZM95 8V7H94ZM98 8V7H97ZM110 8H112V7H110ZM114 8V11H118L117 9L115 10V8L116 7H113ZM118 8V7H117ZM136 8H137V6H136ZM199 8V7H198ZM202 8H200V9H202ZM206 8V7H205ZM204 8V9H205ZM100 9V8H99ZM98 9V10H99ZM128 9V8H127ZM130 9V8H129ZM131 9L132 10H134L135 9V6H134V4H133V7H131ZM143 9V8H142ZM203 9V10H204ZM241 9V11H243ZM54 11L53 12H55L56 13V11L58 12V9H53ZM81 10V9H80ZM111 10V9H110ZM109 10V11H110ZM203 10H201V11H203ZM206 10H208V9H206ZM205 10V11H206ZM215 10V12H217L216 11V9H214ZM234 10H235V12H236V9L234 8ZM35 11V10H34ZM50 11H52V10H50ZM97 11V10H96ZM100 11V10H99ZM98 11V12H99ZM101 11H102V9H101ZM105 11V10H104ZM108 11V12H109ZM112 11V10H111ZM113 11V12H114ZM123 11H124V9H123ZM128 11V10H127ZM136 11H137V9H136ZM209 11H210V13H211V10L209 9ZM237 11H239V12H241L240 11V9H238ZM125 12H126V10H125ZM125 12H122L123 14L125 13ZM129 12V11H128ZM135 12V11H134ZM199 12V11H198ZM208 12V11H207ZM206 12V13H207ZM262 12H263V10H262ZM38 13V12H37ZM52 13V12H51ZM54 13V14H55ZM73 13H75V12H73ZM72 13V14H73ZM79 13V14H78ZM82 13V12H81ZM81 13L80 12H77L76 14H73V15H71L69 18H68V25H66V27L68 26V28L69 29H71V31H79V33H80V31H83V33H84V30H88L87 32H91V33H93V36L95 35V37L94 38H92V39H95V41H96V35H98L97 33L100 31V28L99 27H101V26H96L95 25V21H94V19L91 17V16H87V15H89V14H87L86 12V15H85V13H84V15H81ZM96 13V12H95ZM102 13L103 14H105L106 13V11H105V13L102 11ZM111 13V12H110ZM110 13H107V14H109L110 15V18H111V14ZM115 13H117V12H115ZM119 13L120 12H118V15H119ZM174 13V12H173ZM172 13V14H173ZM178 13H179V11H178ZM203 13H204V11H203ZM209 13V14H210ZM237 13V12H236ZM241 13H243V12H241ZM48 15L49 17H46L45 18V16L43 17L42 16V18H43V21L44 22H48V23H51V22H53V20H55L56 18H58L56 15ZM83 14V13H82ZM98 14H100V13H98ZM102 14V15H103ZM121 14V13H120ZM122 14V15H123ZM126 14H127V12H126ZM129 14V13H128ZM175 14H177V13H175ZM201 14V13H200ZM205 14V13H204ZM208 14V13H207ZM217 14V13H216ZM263 14H264V12L262 13V16H263ZM91 15V14H90ZM101 15V16H102ZM113 15V14H112ZM125 15V14H124ZM199 15V14H198ZM59 16V15H58ZM66 16V15H65ZM98 15H96V17H97ZM107 16V15H106ZM113 16H115V14L113 15ZM128 16V15H127ZM174 16V15H173ZM175 16H177V15H175ZM180 16V15H179ZM207 16V15H206ZM40 17V16H39ZM126 17V16H125ZM124 17V18H125ZM129 17V16H128ZM127 17V18H128ZM169 17V16H168ZM172 17V15L170 16V18ZM204 17V16H203ZM207 17H209V16H207ZM206 17V18H207ZM41 18V19H42ZM66 18V17H65ZM98 18H99V16H98ZM97 18V19H98ZM101 18V17H100ZM114 18V17H113ZM117 18V20H116V22L118 21V18L119 17H116ZM115 18V19H116ZM122 18L123 17H121V20H122ZM123 18V20H125L124 22H126L127 21V18L126 19H124ZM130 18V17H129ZM128 18V19H129ZM158 18V17H157ZM177 18V17H176ZM180 18V17H179ZM182 18V17H181ZM184 18V17H183ZM182 18V19H183ZM194 18V17H193ZM198 18H201V17H198L197 16V18L195 17V20L191 23L189 20V22L191 23V25H192V28H195V25H197L198 26V20L196 21V19H198ZM120 19V18H119ZM131 19V18H130ZM204 18H201V20H203ZM210 19V18H209ZM208 19V20H209ZM212 19V18H211ZM120 20V22L122 23V21ZM179 20H181V19H179ZM201 20H199V21H201ZM205 20V19H204ZM214 20V19H213ZM212 20V21H213ZM58 21V20H57ZM56 21V22H57ZM102 21V20H101ZM129 21V20H128ZM172 21V20H171ZM176 21H178V19H176ZM175 21V22H176ZM185 22L186 21V19L185 20H182V22ZM210 21V20H209ZM208 21V22H209ZM227 21H228V24H227ZM44 22H43V24H44ZM55 22V23H56ZM110 22V21H109ZM119 22V21H118ZM119 22V23H120ZM104 23V22H103ZM120 23V24H121ZM178 23V24H177ZM176 24H177V27H178V25L179 24H181V21H180V23L179 22H177ZM187 23V22H186ZM190 23H189V26H190ZM205 23V22H204ZM203 23V24H204ZM53 23H51V24H48V27H51L50 25H52ZM122 24H124V23H122ZM127 24L129 25L130 24V21H129V23L127 22ZM145 24V23H144ZM171 24H175L174 23V21L171 23ZM175 24V25H176ZM182 24H184V23H182ZM188 24V23H187ZM201 24H202V22H201ZM206 24V23H205ZM204 24V25H205ZM208 24L209 23H207V26L206 27H208ZM214 24V23H213ZM203 25V26H204ZM253 25V26H252ZM53 26V25H52ZM103 26L104 27H106V25H104L103 24ZM102 26V27H103ZM133 26V25H132ZM165 26V25H164ZM169 26V25H168ZM185 26H186V24H185ZM188 26V27H189ZM203 26H201V27H203ZM211 26H212V24H211ZM214 26H216V25H213V28H214ZM218 26V25H217ZM246 26V27H245ZM97 27L99 28V30H97ZM103 27V29H105ZM138 27V26H137ZM172 27H174V28H176L177 29V27H175V26H173V25H171V28ZM200 27V28H201ZM204 28L203 27V31H205V32H203L202 31V35H200L201 37L206 33V30L208 29V28ZM132 28H134V27H132ZM132 28H130V29H132ZM174 28H173V30H174ZM179 28H180V30H181V25L179 26ZM186 30H187V26L186 27H184ZM191 27H190V29L191 30H193ZM197 28V27H196ZM200 28H198V30L200 29ZM211 28V27H210ZM218 28V27H217ZM217 28H215L216 30L215 31H219V30H217ZM253 28H256V27H253ZM65 29H67V28H65ZM107 29V28H106ZM105 29V30H106ZM130 29H128V30H130ZM135 29V28H134ZM176 29L174 30V31H176ZM185 29H183L184 31H186ZM206 29V30H205ZM212 29V28H211ZM242 29V28H241ZM244 29H243V31H244ZM136 30H138V29H136ZM136 30H135V32H136ZM182 30V31H183ZM188 30H189V28H188ZM196 30V29H195ZM200 30H202V29H200ZM200 30H199V32H196V33H200ZM65 31V30H64ZM102 31V30H101ZM134 31V30H133ZM132 31V32H133ZM181 31V32H182ZM184 31L182 32V34L184 33ZM190 31V30H189ZM186 32V33H184V34H187V33H193L194 31H190V32ZM220 31V32H221ZM245 31H247V29L245 30ZM178 32V31H177ZM210 33H211V31H209ZM74 33H76V32H74ZM90 33V34H91ZM104 33V32H103ZM121 33H123V31H121ZM143 33V32H142ZM174 33V32H173ZM243 33V32H242ZM241 33V34H242ZM243 33V34H244ZM35 34V33H34ZM72 34V33H71ZM87 34V33H86ZM101 34V33H100ZM105 34V33H104ZM155 33H153V36H152V38L155 36L154 35ZM207 34V33H206ZM212 34V33H211ZM216 34V33H215ZM218 34V33H217ZM30 35V34H29ZM62 35V34H61ZM92 35V34H91ZM91 35H90V37H91ZM116 35V34H115ZM172 35V34H171ZM178 35H180V33L179 34H177L176 33V36H178ZM193 35L195 36V35H197V37H198V34H194L193 33ZM193 35H188L189 37L191 36V37H194ZM88 36V35H87ZM117 36V35H116ZM175 36V37H176ZM181 36V35H180ZM183 37H184V35H182ZM187 36V37H188ZM205 36V35H204ZM229 36V35H228ZM227 36V38H228V41H230L231 40V37L229 38ZM33 37V36H32ZM35 37V36H34ZM47 37V36H46ZM101 37V36H100ZM158 37V36H157ZM156 37V38H157ZM172 37V36H171ZM174 37V38H175ZM186 37V36H185ZM188 37V38H189ZM190 37V38H191ZM200 37V38H201ZM208 37H209V35H208ZM97 38H98V36H97ZM137 38V37H136ZM177 38V37H176ZM180 38V37H179ZM200 38H198L199 40H201L202 41V44H203V42L204 41H206V40H208V39H206V40H202V39H205L206 38V36H205V38L203 37L202 39H200ZM226 38V39H227ZM43 39H45V38H43ZM99 39V38H98ZM97 39V40H98ZM183 39V38H182ZM191 39H194V38H191ZM197 38H196V41L198 40ZM32 40V39H31ZM120 41L119 40V38H117V39H114V41ZM137 40V42H138V39H136ZM135 40V41H136ZM179 40H181V39H179ZM184 40V39H183ZM186 40H188L187 38H186ZM232 40H233V38H232ZM112 41H113V39H112ZM176 41V40H175ZM185 41V40H184ZM191 40H189V42H190ZM193 41V40H192ZM200 41V42H201ZM208 41H210V38H209V40ZM207 41V42H208ZM217 41L218 42H220V41H222L220 38H219V40H216V44H217ZM225 41V40H224ZM227 41V42H228ZM49 42V41H48ZM107 42V41H106ZM121 42V41H120ZM176 42H178V38H177V41ZM176 42H174V43H176ZM180 42V41H179ZM188 42V43H189ZM215 42V41H214ZM109 43V42H108ZM112 43H114L113 45H112ZM110 42V44L113 46H111L110 45V47L108 46V44H107V46H108V49L107 50H104L105 52H99V50L97 49V51H98V53H100V56H102V60H103V64H104V62H105V64H107L108 65V63H110V61L114 64V63H116V57H118V56H116V54H118L119 52H115V50H116V48H115V46L116 47H119V42H116V43H119V44H115V42ZM129 43V42H128ZM140 43V42H139ZM187 43V44H188ZM191 43V42H190ZM197 43V42H196ZM199 43V42H198ZM206 43V42H205ZM210 43H213V42H210ZM221 43V42H220ZM232 43V42H231ZM249 43V44H248ZM178 44V43H177ZM180 44V43H179ZM219 44V43H218ZM223 44H226V43H224L223 42ZM222 44V45H223ZM74 45V44H73ZM76 45V44H75ZM122 45V44H121ZM138 45H140V44H138ZM196 45V44H195ZM215 45V44H214ZM229 45H230V43H229ZM249 45V46H250ZM257 45V46H258ZM127 46V45H126ZM130 45H128V47H129ZM154 46V45H153ZM180 45H178V47H179ZM183 46V45H182ZM197 46H199V45H197ZM200 46H202V45H200ZM199 46V47H200ZM209 46V45H208ZM224 46H226V45H224ZM248 46V47H249ZM252 46V47H253ZM106 47V46H105ZM104 47V48H105ZM122 47V46H121ZM120 47V48H121ZM124 47V46H123ZM138 47V46H137ZM203 47H204V45H203ZM207 47V46H206ZM181 47H179L178 49H180ZM194 47L192 46V49H193ZM196 48V47H195ZM194 48V49H195ZM223 48V47H222ZM226 48V47H225ZM250 48H251V46H250ZM249 48V49H250ZM255 48V47H254ZM253 48V49H254ZM90 49V48H89ZM132 49V48H131ZM192 49H189V50H185V49H180V51L175 55V56H172V61L174 62V60H176V64H171V66L173 67L174 65H177V63H178V59L179 58H182V59H184V60H189L188 62L187 61H185V63L187 62L188 64L189 63H191V62H196V65H197V62H199L200 61V59H201V57L203 56H200L201 55V53L200 52H196V51H193ZM196 49H198L197 51H199V48H196ZM201 49V48H200ZM203 50H205V47L204 48H202ZM207 49V48H206ZM227 49L228 48H226V52H227ZM235 49V48H234ZM235 49V50H236ZM241 49V50H242ZM249 49H248V51H249ZM190 50H192V51H190ZM231 50V48L229 49V51ZM244 50H246V49H244ZM252 50V49H251ZM256 50V49H255ZM255 50H252L253 52L255 51ZM258 51H259V48L257 49ZM256 50V51H257ZM52 51V50H51ZM88 51V50H87ZM89 51H91V50H89ZM88 51V52H89ZM116 51H118V50H116ZM210 51V50H209ZM221 51H223V50H221ZM220 51V52H221ZM251 51V52H252ZM154 52L155 51H153V55H154ZM161 52V51H160ZM173 52H175L176 53V51H173ZM172 52V53H173ZM205 52V51H204ZM206 52H207V50H206ZM217 52V51H216ZM219 52V51H218ZM225 52V53H226ZM243 52H246V51H243ZM264 52V51H263ZM263 52H261V48H260V51L259 52H254V53H251V54H253L252 56L254 57V59L256 58V60L257 59H259L263 64H264V53ZM121 53V52H120ZM145 53V52H144ZM162 53V52H161ZM172 53H171V55H172ZM175 53H173V54H175ZM200 53V54H199ZM209 53V52H208ZM230 53V52H229ZM228 52H227V54H229ZM237 53H239V52H237ZM247 53V52H246ZM246 53H244V54H246ZM49 54V53H48ZM89 54V53H88ZM90 54L91 55H95V54H93L92 52H90ZM89 54V55H90ZM133 54V53H132ZM137 54V53H136ZM170 54V53H169ZM217 54H219V53H217ZM216 54V55H217ZM240 54H241V52H240ZM243 54V55H244ZM250 54V52L248 53V58L250 59L251 57L249 56V55H251ZM89 55H85V57H84V55H83V59H86V56H88V58L91 56H89ZM134 55V54H133ZM133 55L131 56V57H133ZM149 55V54H148ZM170 55V56H171ZM213 55H214V53H213ZM212 54H211V56H209V57H214ZM239 55V54H238ZM242 55V54H241ZM241 55H239V57L237 56V54H236V56L234 55V72H235V75L234 76H236V72H238L239 70H240V72L239 73H237V74H239V75H237V77H234V78H238V79H240L238 82H234V83H232V86H234V88L238 85V87H237V89H234V102L232 101L233 99H228V100H230L229 102L230 103H234L233 105H234V107L236 108V109H234V110H230L231 111V113L233 112V114L231 115V114H227V112L229 111H227L226 112V114H225V110H224V112H222V114H225V115H221V114H219L220 116H217V117H220V119L221 120H223V118H227V119H224V120H227L228 121V119L229 118H231L232 116H234V118H231V119H234V122H235V119H237V117L239 116V118H240V116H241V114L243 115H245V113L246 112H253V116L255 115L256 117L254 118V119H252V118H247V116H246V118L247 119H245L242 123H241V125L240 124H238L239 125V127L237 128L236 126V128H237V130L235 131V133H234V145H232L231 146V148H230V151L232 152V154L229 156V154H228V157L226 156V155H224L223 156V158H221V160H219L218 159V150H214V148L211 146V144L212 145H215L214 144V139H213V141H211V142H207L208 144H209V147L210 148H203V151L204 150H206V149H209V150H207V151H204V152H206L205 154H204V156H205V158L206 159H208V161L211 163V165L210 166H212V168L213 169H215V170H217V168H220L221 169V171L222 170H224L223 172H226V175H224V178H221V182H223V184L225 185V183L226 182H228L229 183V186H228V188H229V191H224L223 192V197H222V199L224 198V195L226 194V192H227V194L225 195L226 197H225V199H226V205H229V206H226L225 205V207H224V205L223 204H220L221 202L223 203L224 202V200L223 201H221L220 203H218L219 205H220V208L219 209H215V208H218V207H216V206H214L215 208H213V206H211L213 209H215V210H213L212 208V210H213V213H210V212H207L205 209V206H207L206 205V199L205 198H207V200L208 199H210V200H208L207 202H214L215 200H214V198L216 197V195H212V192L211 191H214V189L212 190V187L214 186V184L216 185V186H214V188L215 187H217L218 185L216 184V183H214L213 185L210 183V182H212L209 178V183H208V181L207 180H205V181H207V183L208 184H210L211 186V191L210 190H208V188L207 187H205L206 185L208 186V184H206V182L204 183V184H206L205 186H202L201 187V185H200V188H202V192H201V190L199 189V191H198V193H201L200 194V197H196V199H194V203H191L192 202V196L191 195H186L187 197H186V199H185V202L186 203H184V204H178L177 202H176V204H174L175 202V200L173 201V202H170L171 204H173V210L174 209H176L175 210V213L174 214H172V218H170V220L167 222L166 220L167 219H162V214L164 213L163 212V210H164V208H162L161 207V204H159V205H157L158 203H155V205H153V206H149V207H146L147 209H145L144 207H142L143 206V204H142V206H140V204L138 205L137 203H139L138 201H136L135 200V202H136V204L134 203V205H133V203L132 204H130V205H132V206H130V205H122L123 203V201H124V199H123V201H120V202H118L119 200H117V198H121V197H119L120 195H121V193L123 192V191H129V187L130 186H128V188H125V189H127V190H125V189H122V188H120V187H123V185L121 186V182H122V180H123V178H122V175H123V171L126 169V167H124L123 166V164H128L127 163V161L125 160V162L124 161H122V162H124V163H122L121 161L120 162H113L111 165H109V168L108 169H106V173H104V175L102 176V178H100V179H98L97 177V179L98 180H94L93 178L92 179H89L90 181H89V184H87V182H86V185H89V187L92 189L91 191H93L94 193H96L97 194V196H96V194L94 195V198L96 199V200H94V198H93V196H92V198H93V202H98L101 198L103 199V198H105L106 200H107V202H108V204L110 203H113L112 201H114L113 199L116 197V201L118 202V204H119V207H118V204H117V202L115 201L114 202V204L116 203V206L118 207V208H120L119 210H117L118 208L117 207H115L114 206V204L112 205V206H114V207H110V206H108L107 205V207H108V209H107V207H106V209L105 208H102V209H104L105 211L106 210H108V211H106L105 213L106 214H104L105 216H104V219L103 220H101V221H95L94 223H93V225H92V227H91V225L89 226V227H91V230H89L90 232H91V236L87 239V242L85 243V241H83V239L81 240V237H82V235H83V231H84V229L83 228H81V218L83 217V215H82V217H80V216H78V217H80V218H78L77 217V219L78 220H76V221H74L73 220V216L70 218V216H67V214L65 215V216H62L61 217V219H60V222H58V223H60V225H58V226H53V228H52V230H54V232H53V235H52V237L54 238H56L57 239V247H59V249H58V251H54V250H51V248H50V245H51V242L53 241L51 238L52 237H48V235L44 238V240H42V241H40L39 240V238H38V232L37 231H33V230H31V227L33 226V224L31 225V224H27L28 222H27V218L29 217V215H30V212H31V209H32V207H33V204H34V202L36 201V199H38V197L39 196H43V192H44V189H43V187H41L42 186V184H43V182H42V177L43 176H41L42 174H40V172H39V169H37V166L35 165L36 164V162L34 163V161L35 160H37V158H34L37 154H35V156L34 157H32L33 156V154L30 152V148L28 147V146H22V145H20V144H22V139H20V138H18V139H16V141H18V142H20V143H18V144H16L15 146H9V147H2V146H0V174H2L4 177L3 178H5V185L3 186V191H2V195H1V197H3V200H1V202L0 203H2V201H4V207H2V209H0V264H69L68 263V253L70 252V249H71V246L73 245V246H77L79 243L81 244V242L80 241H83V243H84V245H83V247L80 249L81 251H80V254H79V256L78 257H76L77 259V264H109V263H114V264H160V263H163V262H165V264H259L258 262V259H259V257H260V255L263 257L262 259H264V254H262L261 252H263L264 253V235H263V237H260L259 235H257L256 237H257V239L258 240H253V241H250V239H249V241H248V239H244L245 241H241V244H240V248H238L237 247V244H236V238L237 237H235L234 236V238H232V236H229L227 233H228V229L230 228V227H232V229H233V227H234V234L235 233H239V229H240V219L242 220V218L241 217H243V216H245V217H248L250 214H251V211L249 212V209H248V207L247 206H245V204H246V202H247V204H249L248 202H250L249 201V199H251V196H252V194L256 197L257 196V199L258 198H261V199H263L264 198V159H262V158H264V78L263 79H261L260 77V79L258 78V75L260 76V74H258L256 77V79H258L257 81L256 80H254V78H255V73L256 72H254V73H252V71H254V70H252L251 71V69L250 68H252V67H248V66H250V65H248V63H246V62H242L241 63V60L239 59V58H241ZM92 56V57H93ZM119 56L121 57L122 55L121 54H119ZM123 56H126V55H123ZM138 56V55H137ZM136 55H135V58L137 57ZM157 56H159V55H157ZM169 56V55H168ZM168 56H165V54H160V58L161 59H164L165 57H167L169 60L168 61H170V59L171 58H169ZM246 56V55H245ZM51 57V56H50ZM91 57V58H92ZM173 57H174V59H173ZM204 57V56H203ZM208 57V56H207ZM207 57H205V58H207ZM208 57V58H209ZM220 57V56H219ZM228 57V56H227ZM252 57V58H253ZM81 58V59H82ZM134 58V57H133ZM132 58V60H133V62L135 63V59H133ZM141 58V57H140ZM158 58V57H157ZM156 59V60H158V63H159V61H161L163 64H164V61L165 60H161V59ZM207 58V59H208ZM217 57H215V59H216ZM229 58V57H228ZM230 58H231V56H230ZM232 58H233V56H232ZM244 58V61L245 60H249V59H247L246 57H243ZM246 58V59H245ZM80 59V60H81ZM90 59V58H89ZM117 59H119V57L117 58ZM122 59H126V62H127V60L129 59V58H125V57H123ZM131 59V58H130ZM129 59V60H130ZM144 59V58H143ZM203 59V58H202ZM201 59V60H202ZM211 59V58H210ZM226 59V58H225ZM225 59H222V61L223 60H225ZM77 60H79V59H77ZM99 60V59H98ZM101 60V61H102ZM115 60V61H114ZM128 60V62H129V64L130 63H132V62H130ZM151 60V59H150ZM152 60H154L153 58H152ZM151 60V61H152ZM204 60V59H203ZM212 60V59H211ZM210 60V61H211ZM216 60H218V59H216ZM220 60V59H219ZM227 60V59H226ZM233 60V59H232ZM231 60V61H232ZM255 60V61H256ZM86 61V60H85ZM100 61V62H101ZM144 61V60H143ZM149 61V60H148ZM147 61V62H148ZM166 62L164 65H167L169 62ZM172 61H170V63L172 62ZM191 61V62H190ZM209 61V60H208ZM209 61V62H210ZM230 61V62H231ZM255 61H253V62H255ZM259 61V62H260ZM127 62V63H128ZM144 62H146V61H144ZM146 62V63H147ZM153 62H155V61H153ZM157 62V61H156ZM155 62V63H156ZM180 62V61H179ZM204 62L206 63L207 62V60L205 61L204 60ZM204 62L203 63H201L200 65H202V64H204ZM215 62V61H214ZM223 62H225V61H223ZM252 62V63H253ZM257 62V61H256ZM133 63V64H134ZM145 63V64H146ZM161 63V64H162ZM169 63V64H170ZM181 64H182V62H180ZM193 63H191V64H193ZM211 63V62H210ZM79 64H81V62L79 63ZM104 64V65H105ZM118 64H120L121 65V62L119 63L118 62ZM125 64V63H124ZM128 64V65H129ZM138 64V63H137ZM141 64V63H140ZM144 64V65H145ZM161 64H159V66L161 65ZM179 64V63H178ZM181 64H180V66H181ZM183 64H184V62H183ZM182 64V65H183ZM188 64H185V65H188ZM254 64V63H253ZM252 64V65H253ZM77 65V64H76ZM110 65V64H109ZM116 65V64H115ZM120 65H117V66H119L118 68H120L121 67V69H122V67L123 66H120ZM123 65V64H122ZM127 65V64H126ZM125 65V66H126ZM135 65V64H134ZM134 65H132L133 67H135ZM152 65V64H151ZM150 65V66H151ZM158 66V64L156 63L155 64V66ZM200 65H198V66H200ZM209 65V64H208ZM207 65V66H208ZM221 65V64H220ZM251 65V66H252ZM256 65V66H255ZM262 64H260V66H257V63L256 64H254V66H255V68H257V67H263L264 65H262ZM84 66V65H83ZM89 66V65H88ZM102 66V65H101ZM140 66V65H139ZM147 66V65H146ZM145 66V67H146ZM154 66V65H153ZM156 66V67H157ZM158 66V67H159ZM179 66V67H180ZM191 66V65H190ZM198 66H197V68L196 67H194V68H196V69H198ZM230 66V65H229ZM241 66V67H240ZM253 66V67H254ZM69 67V66H68ZM67 67V68H68ZM72 67V66H71ZM109 67V66H108ZM132 67V68H133ZM149 66H147V68H148ZM155 67V68H156ZM161 67V66H160ZM165 67V66H164ZM167 67V66H166ZM176 67V66H175ZM173 68V69H175V70H177V69H179V68ZM192 67V66H191ZM215 67H217V65H215ZM66 67H61V68H59V69H61L64 73H65V69H67ZM78 68V67H77ZM105 68H107V66H105ZM112 68L116 71V68H114V65H112ZM111 68V66H110V70L112 69ZM123 68H125V67H123ZM128 68V67H127ZM130 68H131V66H130ZM136 68V67H135ZM134 68V69H135ZM151 68L153 69L154 67H152L151 66ZM208 68V67H207ZM217 68H219V67H217ZM216 68V69H217ZM81 69V68H80ZM93 69V68H92ZM103 69V68H102ZM109 69V68H108ZM107 69V70H108ZM113 69L111 70V71H113ZM126 69V68H125ZM129 69V68H128ZM127 69V70H128ZM133 69V70H134ZM213 69V68H212ZM211 69V70H212ZM253 69V68H252ZM259 69L260 68H258V72H259ZM263 69V68H262ZM37 70V69H36ZM68 70V69H67ZM104 70V72L105 71H107V70H105V69H103ZM130 70V69H129ZM128 70V71H129ZM132 70V71H133ZM136 70V69H135ZM147 70V69H146ZM151 69H149V72H148V70H147V74L149 75V74H152L153 75V73L155 72V71H153L152 73H150L151 71H150ZM168 70V69H167ZM174 70V72H176ZM229 71H230V68L228 69ZM69 71V70H68ZM71 71V70H70ZM69 71V72H70ZM76 71V70H75ZM109 71V70H108ZM107 71V72H108ZM138 70H136L135 71V73L137 72ZM140 71V70H139ZM160 70H158V73L160 74V73H165V68L163 69V71H162V69H161V72H159ZM214 71L215 72H221L222 73V76H223V74H226L225 72L223 73V71L221 70L220 71V68H219V70H212V72L211 73H213V76H214V78H215V75H217V74H215L214 75ZM263 71H264V69H263ZM68 72V73H69ZM103 72V71H102ZM120 72V71H119ZM118 72V73H119ZM121 72H122V70H121ZM120 72V73H121ZM127 72V71H126ZM134 72V71H133ZM145 72V71H144ZM143 72V73H144ZM169 72H170V70H169ZM168 71H166V73H169ZM173 72V73H174ZM231 72V71H230ZM72 73H73V71H72ZM79 73V72H78ZM96 73H97V71H96ZM111 73V72H110ZM110 73L108 72L107 73V75H108V77H110ZM114 73V72H113ZM115 73H117V72H115ZM117 73V74H118ZM141 73V72H140ZM139 72H138V75L140 74ZM142 73V74H143ZM165 73V74H166ZM188 73H190V72H188ZM192 73V72H191ZM191 73H190V75H191ZM210 73V75H212ZM261 73V72H260ZM53 74V73H52ZM56 74V73H55ZM127 74V73H126ZM126 74H124L125 76L124 77H126ZM137 74V73H136ZM142 74H140L139 76H141ZM145 74V73H144ZM155 74H157V73H154V75ZM159 74H157V75H159ZM170 74V73H169ZM194 74V73H193ZM231 74V73H230ZM47 75V74H46ZM74 75V74H73ZM103 75H104V73H103ZM106 75V76H107ZM111 75H113V74H111ZM129 74H127V76H128ZM148 75H145V76H148ZM174 75V77H175V75L176 74H173ZM220 75V74H219ZM263 75H264V73H263ZM41 76V75H40ZM53 76H54V74H53ZM52 76V77H53ZM75 76V75H74ZM105 76V75H104ZM123 76V75H122ZM121 75H119V78L120 77H122ZM143 76V75H142ZM144 76V77H145ZM160 76V75H159ZM168 76V75H167ZM192 76V75H191ZM218 76V75H217ZM42 77V76H41ZM49 77V80L50 79H55L56 78V81H60V80H57V79H64V78H61V76H58V75H56V76H54L53 78L51 77L50 78V76H48ZM47 77V78H48ZM58 77H60V78H58ZM69 77V76H68ZM108 77H106V78H108ZM112 77H114V76H112ZM111 77V78H112ZM131 77L132 78H129V77H126L127 79L126 80H129L130 81V79H133L134 78V76H132L131 75ZM151 76H149V77H147V79L148 78H150ZM155 77H156V75H155ZM194 77V76H193ZM210 77H212V76H209V78ZM224 77V76H223ZM229 77V76H228ZM227 77V78H228ZM44 79H45V77H43ZM46 78V79H47ZM65 78H67V77H65ZM110 78V79H111ZM115 78H116V76H115ZM115 78H113V80L111 79V81H113V85L115 86V84H116V81L114 80ZM119 78H116V79H119ZM141 78V77H140ZM143 78V77H142ZM146 78V77H145ZM145 78H143V79H145ZM172 79H173V77H171ZM208 78V79H209ZM213 78V77H212ZM134 79H139V78H134ZM133 79V80H134ZM146 79V80H147ZM157 79V78H156ZM155 79V80H156ZM216 79V78H215ZM222 80V78H221V75H220V77H219V80ZM237 79V80H238ZM43 80V79H42ZM48 79H47V81L45 82V83H43L42 85V87H41V90H43L44 89V91H42V92H44V95H38L37 94V96H34V94H29V95H27L29 92H27V97L26 98H28L29 99V101L30 102H32V104H34L35 105V107H38V104H40V103H42V102H46V101H48V100H50V97L48 96V91L49 90H52V87L55 85V84H57L55 81V83H53V81L52 80H50L49 81ZM65 80V79H64ZM108 80H109V78H108ZM124 81H125V79H123ZM123 80H120L119 82L117 81V84L119 83L120 85H121V81H123ZM132 80V81H133ZM217 80V79H216ZM215 80V81H216ZM219 80H217V84L220 82ZM226 80V79H225ZM225 80H222V82H223V84H225ZM52 81V82H51ZM62 81V80H61ZM66 81V80H65ZM110 81V82H111ZM114 81H115V83H114ZM142 81V80H141ZM140 80H139V82H141ZM144 81V80H143ZM154 81V80H153ZM152 81V82H153ZM157 81H160V83H161V80H157ZM156 81V82H157ZM208 81H212V79H209ZM208 81H207V83H208ZM213 81H214V79H213ZM212 81V82H213ZM40 82V81H39ZM64 82V81H63ZM63 82H62V84H63ZM134 82V81H133ZM222 82H220L219 84H222ZM58 83H61V82H58ZM112 83V82H111ZM125 83L127 84L128 82H126L125 81ZM131 84H132V82H130ZM130 83H128L130 86H131V84ZM135 83H136V81H135ZM135 83H133L132 85H134ZM150 83V82H149ZM159 83V82H158ZM194 83H196V82H194ZM215 83V82H214ZM214 83H211V85H213ZM228 83H229V81H228ZM38 84V83H37ZM118 84V85H119ZM123 84V83H122ZM126 84H124V86L126 85ZM126 85L127 87H130L129 85ZM141 84V83H140ZM147 84V83H146ZM164 84V83H163ZM197 84V83H196ZM196 84H194V85H196ZM217 84H215L216 86H217ZM227 84V83H226ZM234 84V85H233ZM136 85H137V83H136ZM153 83H152V87H153ZM159 85V84H158ZM158 85H157V87H158ZM161 85V84H160ZM204 85V84H203ZM209 85V87H211L210 86V84H208ZM229 85V84H228ZM138 86H140V85H138ZM156 86V85H155ZM153 87L154 88V90L157 88V87ZM207 85H206V83H205V86H203L202 87V89H204L205 87H206ZM64 87V86H63ZM132 87V86H131ZM141 87H143V86H141ZM161 88L162 87H164L163 85L162 86H160ZM166 87V86H165ZM196 87H197V85H196ZM195 87V88H196ZM226 87H227V85H226ZM231 87V86H230ZM229 87V88H230ZM43 88V89H42ZM140 88V87H139ZM144 88V87H143ZM229 88H227V89H229ZM39 89H40V87H39ZM90 90H91V88H89ZM96 89V88H95ZM147 87H146V90L144 91L143 90V92L145 93L146 91H147ZM150 89V88H149ZM158 89V88H157ZM173 89V88H172ZM197 89V88H196ZM209 89V88H208ZM231 89V88H230ZM132 90V89H131ZM150 90H152V88L150 89ZM153 90V91H154ZM159 90V89H158ZM157 90V91H158ZM161 90V89H160ZM159 90V91H160ZM163 90V89H162ZM205 90H207V87L205 88ZM140 91V90H139ZM149 91V90H148ZM146 92L145 94L143 93V94H141L139 97L137 96V100H136V98H135V95L133 96L134 98H135V100H136V102L138 101V98L139 99H145V98H147L148 96H150L151 97V95L150 94H154L155 92H156V90H155V92L154 93H150V92H152V91H149V92ZM231 91V90H230ZM31 92V91H30ZM41 92V91H40ZM92 92V91H91ZM123 93L122 94H124V97H125V93L127 92L128 93V91H126L125 93H124V91H122ZM162 92V91H161ZM164 92V91H163ZM100 93V92H99ZM113 93H115V92H113ZM139 93V92H138ZM141 93V92H140ZM150 93V94H149ZM160 93V92H159ZM158 93V94H159ZM101 94V93H100ZM129 94V93H128ZM231 94V93H230ZM228 95V96H231V95ZM127 95V94H126ZM193 95V94H192ZM97 96H98V94H97ZM159 96V95H158ZM163 96V95H162ZM219 96V95H218ZM218 96H216V99H217V97ZM222 96H227V94L225 93V95H221V99L220 98H218V99H220V100H216L218 103H222ZM115 97V96H114ZM123 97V96H122ZM128 97V96H127ZM150 97H148V98H150ZM153 97H155V96H152V98ZM164 97H165V95H164ZM167 97V96H166ZM177 97V96H176ZM193 97V96H192ZM203 96H201L200 98L201 99H203L202 98ZM220 97V96H219ZM233 97V95L231 96V98ZM108 98V97H107ZM116 98V97H115ZM129 98V97H128ZM132 98V97H131ZM134 98H132V99H134ZM161 98H163V97H160L159 99L161 100ZM191 98V97H190ZM230 98V97H229ZM127 99V98H126ZM151 99V98H150ZM212 99H213V97H212ZM149 100V99H148ZM165 100V99H164ZM164 100H162V101H164ZM167 100V99H166ZM190 100H192V99H190ZM189 100V101H190ZM196 101L198 100V99H195ZM195 100H192V101H195ZM204 100H205V98H204ZM227 100V99H226ZM227 100V101H228ZM89 101V100H88ZM118 101V100H117ZM157 101V100H156ZM175 101H176V99H175ZM174 101V102H175ZM188 101V100H187ZM188 101V102H189ZM192 101H190V103L189 104H191V102ZM201 101H203V100H201ZM212 101V103L215 101V96H214V101L213 100H210V101H207L206 103H207V105H208V103L209 102H211ZM216 101L214 102V105H215V103H216ZM232 101V102H231ZM86 102V101H85ZM105 102V101H104ZM107 102V101H106ZM111 102V101H110ZM138 102H140L141 103V101L139 100ZM137 102V103H138ZM145 102H147V99H146V101ZM181 102V101H180ZM187 102V103H188ZM223 102H225L224 101V99H223ZM67 103V102H66ZM66 103H64V104H66ZM74 103V102H73ZM76 103V102H75ZM108 103H109V101H108ZM113 103V102H112ZM133 103V102H132ZM136 103V105H138ZM162 103V102H161ZM185 103V102H184ZM187 103H185V104H187ZM205 103V104H206ZM211 103V104H212ZM217 103V104H218ZM226 103V102H225ZM228 103V102H227ZM134 104H135V102H134ZM166 104V103H165ZM199 104V103H198ZM204 104V103H203ZM203 104H200V107L202 106V108H204L205 106V104L203 105ZM210 104V103H209ZM168 105H170L169 104V102L166 104V106H165V109H164V111H163V115L165 116V115H167V114H169V113H171L169 110H170V108L168 107ZM178 105V104H177ZM176 105V106H177ZM188 105V104H187ZM225 105V104H224ZM32 106V105H31ZM73 106V105H72ZM159 106H160V104H159ZM163 106V105H162ZM173 106H175V105H173ZM172 106V107H173ZM183 106V105H182ZM211 107H213V104L212 105H210ZM226 106V105H225ZM133 107H135V108H133L134 109V111H135V109L137 110V106H134L133 105ZM178 107V106H177ZM186 107V106H185ZM192 107H194V105L192 106ZM120 108V107H119ZM132 108V107H131ZM156 108V106H154V109ZM160 108V107H159ZM106 109V108H105ZM104 109V110H105ZM129 109H130V107H129ZM132 109V110H133ZM139 109V108H138ZM151 109H153V108H151ZM187 109H188V107H187ZM216 109V108H215ZM81 110V109H80ZM80 110L78 111L77 109H72L71 108V110H66V111H62L60 114H58V118H59V120H65L67 123H68V125H69V128H68V134L70 135V137L71 136H73L74 137V139H76L75 138V136L77 137V139L78 140H80L81 138L83 139V138H90V140H91V143L93 142V143H95L96 144V146L98 147L100 144H102L105 148L103 149V150H105L106 152L104 153V154H106V155H108V158H114L113 157V149H112V151H111V149H107V148H109L107 145H106V143H108L107 142V140H106V138L103 136H98V135H96V134H93V135H90V131H89V129H93V128H89V123H87V122H84V121H82V118H80V115H81V112H80ZM172 110V109H171ZM196 110H198V109H196ZM1 111V110H0ZM145 111V110H144ZM150 111V110H149ZM154 111V110H153ZM157 111V110H156ZM191 111V110H190ZM189 111V112H190ZM193 111V110H192ZM199 111V110H198ZM198 111H197V116H198V114H201L200 112L201 111H199V113H198ZM219 111V110H218ZM229 111V112H230ZM136 112H138V111H136ZM136 112H135V114L134 115H136ZM139 112H142V111H140V109H139ZM146 112V111H145ZM144 112V113H145ZM148 112V111H147ZM152 112V111H151ZM161 112V111H160ZM173 112V111H172ZM215 112V111H214ZM220 112V111H219ZM149 114H150V112H148ZM193 113V112H192ZM192 113H191V115L189 114V116H187L189 119L191 118H193L192 117ZM195 113V112H194ZM193 113V115H195V117L194 118H196V114H194ZM203 113V112H202ZM213 113V112H212ZM13 114H15L14 113V111H13ZM57 114V113H56ZM87 114V113H86ZM97 114V113H96ZM142 114V113H141ZM206 114V113H205ZM218 114V113H217ZM248 114V113H247ZM20 115V114H19ZM54 115H55V113H54ZM118 115V114H117ZM126 115V114H125ZM124 115V116H125ZM158 115V114H157ZM176 115V114H175ZM203 115V114H202ZM17 116V115H16ZM82 116V115H81ZM141 116V115H140ZM140 116H138V117H140ZM150 116V115H149ZM151 116H154V114H151ZM159 116H161V115H159ZM170 116V115H169ZM185 116V115H184ZM191 116V117H190ZM145 117V116H144ZM156 117V116H155ZM167 117V116H166ZM213 117V116H212ZM242 117V116H241ZM52 118V117H51ZM57 118V117H56ZM184 118V117H183ZM187 118V119H188ZM205 118V117H204ZM203 118V119H204ZM214 118H215V116H214ZM244 118V117H243ZM242 118V119H243ZM137 119V118H136ZM135 119V120H136ZM144 119V118H143ZM154 119V118H153ZM170 119V118H169ZM173 119V118H172ZM186 118H184V120H185ZM190 119V120H191ZM220 119H218V120H220ZM51 120V119H50ZM139 120V119H138ZM181 120H183V119H181ZM183 120V121H184ZM206 120H208L207 118H206ZM211 120V119H210ZM213 120V119H212ZM218 120H217V118H215L213 121H217V122H215V124H214V122L212 121V122H210L209 120L207 121V123L206 124H203V122H202V126H204L207 130L204 132L205 134L204 135H202V138H203V136H205V135H207V138H206V141H208V140H212V138L214 137V134L216 133H219L218 131L217 132H215L216 130H215V128L217 127V126H220L221 127V129L222 128H224L225 126V122H227V121H225L224 122V120L223 121H221V122H224L222 125H223V127H222V125H218V124H220V122H218ZM53 121V120H52ZM51 121V122H52ZM140 121V120H139ZM187 120H185V123L189 126V124H191L190 122H186ZM232 120H229V124H230V122H231ZM241 121V120H240ZM108 122V121H107ZM168 122H170V121H168ZM193 122V121H192ZM233 122V121H232ZM142 123V122H141ZM184 123V122H183ZM228 123V122H227ZM147 124V123H146ZM146 124H145V126H146ZM149 124V123H148ZM185 124V125H186ZM211 124V125H210ZM212 124H214V125H216L215 126V128L213 127V125ZM237 124V123H236ZM90 125H91V123H90ZM115 126L113 123H111V124H108V123H105V125H103V127L105 128V127H108V126ZM231 125L233 126V124L231 123ZM92 126V125H91ZM194 126V125H193ZM196 126V128H197V125H195ZM194 126V127H195ZM201 126V125H200ZM201 126V127H202ZM211 126V127H210ZM116 127H117V125H116ZM193 127V128H194ZM115 128V127H114ZM117 128H119V127H117ZM116 128V131H118V129ZM146 128V127H145ZM199 128V127H198ZM15 129V128H14ZM131 129V128H130ZM149 129V128H148ZM201 129V128H200ZM221 129L219 130L220 132H221ZM106 130V129H105ZM134 130V129H133ZM146 130V132H147V135H141V136H144V137H146L143 141H145V147H144V151L146 152V151H148L149 153L151 152V151H153L152 149H154L155 151L157 150V148L158 147H161V145L162 144H164V148H167V147H169L170 145H169V143H167V140H168V138H166V137H163L164 138V141H166L165 143L163 142V140L162 141H160V142H156V143H154V139L152 140V134H150V133H152L151 131L152 130H147V129H145ZM145 130H144V132H142L143 134L145 133ZM197 130V129H196ZM199 130V129H198ZM93 131V130H92ZM137 131V130H136ZM227 131V130H226ZM55 132V131H54ZM66 132V133H67ZM119 132V131H118ZM150 132V133H149ZM177 132H179V130L177 131ZM228 132V131H227ZM227 132H226V134H227ZM3 133V132H2ZM7 133V132H6ZM100 133H102V132H100ZM112 133V132H111ZM166 133V132H165ZM195 133V132H194ZM198 133H200V132H198ZM230 133V132H229ZM57 134V133H56ZM110 134V133H109ZM154 134V133H153ZM167 134H169V133H167ZM181 134V133H180ZM179 134V135H180ZM202 134V133H201ZM201 134L199 135V138L201 137ZM221 134V133H220ZM224 134V133H223ZM50 135V134H49ZM69 135H67L68 137H69ZM222 135V134H221ZM2 136H4V134L2 135ZM1 136V134H0V140H2V137ZM64 136V135H63ZM62 136V137H63ZM106 136V135H105ZM141 136H139V137H141ZM164 136H166V135H164ZM176 136V135H175ZM218 136H219V134H218ZM226 136V135H225ZM68 137L67 138H65V139H67L68 140ZM80 137V138H79ZM156 137V136H155ZM154 137V138H155ZM217 137V136H216ZM22 138V137H21ZM72 138V137H71ZM165 138L167 139V140H165ZM202 138H200V140L202 139ZM227 138H228V136H227ZM229 138H232V137H229ZM25 139V138H24ZM23 139V140H24ZM116 139V138H115ZM162 139V138H161ZM61 140V139H60ZM86 139H84L83 141H85ZM156 140L157 141H159L160 139H159V137L158 138H156ZM233 140V139H232ZM101 141V142H100ZM169 141V140H168ZM58 142V141H57ZM98 142H100L99 144H98ZM139 142V141H138ZM192 142H194V141H192ZM217 141H215V143H216ZM228 142V141H227ZM162 143V144H161ZM203 143H204V141H203ZM218 143V142H217ZM216 143V144H217ZM221 143V142H220ZM90 144V143H89ZM118 144V143H117ZM116 144V145H117ZM161 144V145H160ZM185 144V143H184ZM193 144V143H192ZM205 144H206V142H205ZM219 144V143H218ZM226 144V143H225ZM13 145V144H12ZM51 145V144H50ZM101 145V146H102ZM122 145V144H121ZM132 145V144H131ZM138 145H139V143H138ZM204 145V144H203ZM202 145V146H203ZM227 145H228V143H227ZM55 146H56V144H55ZM193 146V145H192ZM206 147H207V145H205ZM222 146H224V145H222ZM252 146L254 147V148H257L258 147V149H260L259 150V152L257 151L256 153H258V155L256 154V153H252L253 152V150H254V148H252ZM100 147V146H99ZM113 147V146H112ZM138 147V146H137ZM215 147V146H214ZM139 148V147H138ZM137 148V149H138ZM151 149V151H149L150 149ZM189 148V147H188ZM220 148V147H219ZM224 148V147H223ZM159 150H161V152L164 150V152H165V149H163V148H158ZM79 150V149H78ZM107 150H108V152H107ZM110 150V151H109ZM130 150V149H129ZM133 150V149H132ZM136 150V149H135ZM142 150V149H141ZM158 150V151H159ZM168 150V149H167ZM50 151V150H49ZM65 151H67V150H65ZM96 151V150H95ZM98 151V150H97ZM144 151H142V152H144ZM155 151H153V155L155 154L154 152ZM223 151L224 150H222V152L221 153H223ZM256 151V150H255ZM37 152V151H36ZM51 152H53V151H51ZM94 152V151H93ZM127 152V151H126ZM228 152V151H227ZM226 152V153H227ZM79 153V152H78ZM135 153V152H134ZM141 154V151L140 152H138V154ZM230 153V152H229ZM32 154V155H31ZM39 154V153H38ZM91 154H93V153H91ZM95 154V153H94ZM96 154H97V152H96ZM118 154V153H117ZM129 154V153H128ZM139 154V155H140ZM143 154H145V153H143ZM151 154V153H150ZM157 155H159L160 153L159 152H157L156 153ZM156 154H155V156H156ZM42 155V154H41ZM89 155V154H88ZM129 155H131V154H129ZM139 155H137V156H139ZM142 155V154H141ZM147 155H148V153H147ZM256 157H255V156ZM93 157L94 155H90V157ZM104 156V155H103ZM114 156H116V155H114ZM132 156V155H131ZM134 156V155H133ZM144 156V155H143ZM163 156V155H162ZM160 157V155H159V157L160 158H165L166 156H164V157ZM76 157V156H75ZM83 157V156H82ZM86 157V156H85ZM91 157V158H92ZM97 156H94V158H96ZM118 157V156H117ZM122 157V156H121ZM135 157V156H134ZM134 157H132V158H134ZM141 157V156H140ZM153 157V156H152ZM38 158H39V155H38ZM42 158V157H41ZM99 158H101V157H99ZM102 158H105V157H102ZM116 158V157H115ZM136 158H139V157H136ZM142 158H145V157H142ZM155 158V157H154ZM158 158V157H157ZM159 158V159H160ZM77 159V158H76ZM93 159V158H92ZM125 159V158H124ZM146 159V158H145ZM144 159V160H145ZM205 159V160H206ZM113 160V159H112ZM122 160V159H121ZM139 160V159H138ZM171 160V159H170ZM169 160V161H170ZM173 160V159H172ZM171 160V161H172ZM40 161H42L43 162V160H38V163H40ZM92 161V160H91ZM130 161V160H129ZM174 161V160H173ZM176 161V160H175ZM191 161V160H190ZM189 161V162H190ZM78 162H79V160H78ZM95 162V161H94ZM111 162V161H110ZM145 162V161H144ZM186 163V166H187V169L189 170V171H191V170H193L194 169V165L192 166L190 163ZM88 163V162H87ZM133 163V162H132ZM161 163V162H160ZM160 163H158L159 165H157V166H159V168H161V166H160ZM162 163H164V162H162ZM161 163V164H162ZM167 163V162H166ZM170 163V162H169ZM193 163H194V161H193ZM192 163V164H193ZM202 163H203V161H202ZM209 163V164H210ZM96 164V163H95ZM130 164V163H129ZM142 164H143V162H142ZM153 164H154V162H153ZM173 164V163H172ZM206 164V163H205ZM208 164V163H207ZM40 165V164H39ZM98 165V164H97ZM102 165V164H101ZM151 165H152V163L150 164V167H151ZM155 165V164H154ZM154 165H152V174H150V175H154V172L155 171H159V173L161 174V173H163V172H161L160 170H158V169H155V171H154V169H153V167H154ZM168 165H170V164H168ZM233 165V166H232ZM95 166V165H94ZM132 166V165H131ZM144 166H147V165H144ZM144 166H142L143 168H144ZM149 166V165H148ZM148 166H147V168H148ZM164 166V164L162 165V167ZM165 166H167V164L165 165ZM164 166V167H165ZM172 166V165H171ZM205 166H207V165H205ZM105 167H107V166H105ZM127 167H128V165H127ZM141 167V166H140ZM170 167V166H169ZM78 168V167H77ZM122 168H124L123 169V171H121L122 170ZM142 168V169H143ZM146 168V169H147ZM209 168V167H208ZM128 169V168H127ZM130 170L132 169V167L131 168H129ZM150 169H148L149 171H150ZM148 170H146V171H148ZM164 170V169H163ZM162 170V171H163ZM168 170V169H167ZM67 171V170H66ZM148 171V173H151V171L149 172ZM219 171V170H218ZM221 171H219V172H221ZM130 172V171H129ZM135 172L137 173V171L135 170ZM157 172H155L156 174H158ZM166 172V171H165ZM193 172V171H192ZM76 173V172H75ZM82 173V172H81ZM132 173V172H131ZM191 173V172H190ZM217 173V172H216ZM128 174V173H127ZM155 174V175H156ZM159 174V176H156V179H157V177H160L161 175ZM218 174V176L220 175L221 176V173L219 174V173H217ZM216 174V175H217ZM141 175V174H140ZM149 175V174H148ZM148 175H146V177L148 176ZM155 175H154V177H155ZM171 175V174H170ZM100 176V175H99ZM128 176H129V174H128ZM138 176V175H137ZM143 176V175H142ZM165 176H169V173H168V175H165ZM172 177H173V174L171 175ZM170 176V177H171ZM95 177V176H94ZM131 177V176H130ZM139 177V176H138ZM141 177V176H140ZM144 177V180H146L145 178V176H143ZM142 177V178H143ZM150 177V176H149ZM162 177V176H161ZM160 177V178H161ZM166 177V178H167ZM169 178V177H168ZM228 178H230V179H228ZM129 179V178H128ZM127 178H126V180H128ZM141 179V178H140ZM139 179V180H140ZM217 179H219V178H217ZM222 179H223V181H222ZM142 180V179H141ZM143 180V181H144ZM147 180H148V177H147ZM147 180H146V182H147ZM158 180H160L159 178H158ZM158 180H156V181H158ZM213 180L215 181L216 180V178L214 179L213 178ZM220 180V179H219ZM124 181V180H123ZM152 181H153V176H152ZM162 181H163V177H162ZM74 182V181H73ZM145 182V181H144ZM144 183V184H146L147 185V183ZM154 182H155V180H154ZM217 182H220V181H218L217 180ZM220 182V183H221ZM3 183V184H4ZM129 183V182H128ZM149 183V182H148ZM156 183V182H155ZM167 183V182H166ZM170 183V182H169ZM80 184V183H79ZM123 184V183H122ZM131 184V183H130ZM132 184H133V182H132ZM132 184H131V187H133L132 189L133 190H131V191H134L136 188H135V186H134V184H133V186H132ZM135 184H136V182H135ZM157 184V183H156ZM158 184H159V181H158ZM223 184H222V186H223ZM86 185H81V187L83 188L84 186H86ZM128 185V184H127ZM139 185V184H138ZM137 185V186H138ZM161 185V184H160ZM170 185H172V184H170ZM174 185H175V183H174ZM79 186V185H78ZM77 186V187H78ZM126 186V185H125ZM136 186V187H137ZM144 186V185H143ZM149 186V185H148ZM147 186V187H148ZM154 186H156V185H154ZM154 186H153V188H154ZM162 186V185H161ZM81 187H79V188H81ZM140 187V186H139ZM156 187H158V185L156 186ZM160 187V186H159ZM166 187V186H165ZM170 187V186H169ZM207 189H205V188ZM258 189H257V188ZM135 188V189H134ZM145 188V187H144ZM150 188V187H149ZM167 189H168V187H166ZM222 188V187H221ZM225 188H226V186H225ZM255 188L257 189V190H255ZM74 189V188H73ZM77 189V188H76ZM86 189H87V186H86ZM120 189H122V190H120ZM159 189V188H158ZM171 189H172V186H171ZM177 189V188H176ZM186 189V188H185ZM198 189V188H197ZM205 189V190H204ZM215 189H219V187L218 188H215ZM38 190H39V193H38ZM47 190V189H46ZM72 190V189H71ZM75 190V189H74ZM74 190H72L71 192H73ZM80 190V189H79ZM119 190L120 191H122L121 193L119 192ZM141 190H142V187H141ZM153 190V189H152ZM155 190H157V189H155ZM163 190V189H162ZM162 190H161V193H163L162 192ZM170 190V189H169ZM190 190V189H189ZM221 190H223V189H221ZM226 190H228V189H226ZM78 191V190H77ZM82 191V190H81ZM80 191V192H81ZM83 191H85V188L83 189ZM88 191V190H87ZM86 191V192H87ZM90 191V190H89ZM90 191V192H91ZM131 191H130V193H131ZM135 191H137V192H135ZM134 192L135 193H138L139 191H140V189L138 190H135ZM143 192H144V190H142ZM154 191V190H153ZM159 191H160V189H159ZM157 192L155 195H152V194H149V196L151 197V198H149V199H153L152 197L153 196H157V199H158V197H159V193L160 192ZM164 191H165V189H164ZM220 191V190H219ZM90 192H88V195H89V193ZM143 192H142V198H143ZM156 192V191H155ZM215 192H218L217 190H215ZM214 192V193H215ZM82 193V192H81ZM80 193V195H81V197H82V194ZM85 193V192H84ZM128 193V192H127ZM151 193V192H150ZM196 193V192H195ZM195 193H193V194H195ZM221 193H222V191H221ZM252 193V194H251ZM73 194H78L77 192H75L74 191V193ZM132 194V193H131ZM134 194V193H133ZM132 194V195H133ZM147 194V193H146ZM146 194H144V195H146ZM190 194H191V192H190ZM218 194H219V197L221 196L220 195V193L218 192ZM218 194H217V196H218ZM230 194H233L232 196H234L232 199H234V205H236V203L235 202H237V204L239 205V207L237 206L236 208H237V210H235L236 208L234 207L233 209H232V207H231V203L229 202L230 200H232L231 199V195ZM80 195H79V197H80ZM92 195V194H91ZM90 195V196H91ZM113 195H114V197H113ZM128 195V194H127ZM161 195V194H160ZM163 195V194H162ZM161 195V196H162ZM185 195V194H184ZM199 195V194H198ZM197 195V196H198ZM72 196H74V195H72ZM71 196V197H72ZM89 196V197H90ZM111 196L113 197V199L111 198ZM118 196V197H117ZM138 196H140L139 194H138ZM148 195L147 196H144V198L146 197V199H148V197H149ZM194 196V195H193ZM231 196V197H230ZM77 197V198H76ZM76 197H74L73 199H74V201L76 200V199H78L79 197L76 195ZM126 197V196H125ZM128 197H129V195H128ZM132 197V196H131ZM131 197H130V200H131ZM88 198V197H87ZM127 198V197H126ZM135 198L137 199V197H136V195H135ZM135 198H133V199H135ZM140 199H141V197H139ZM62 199V198H61ZM91 199V198H90ZM89 199V200H90ZM112 199V200H111ZM146 199H145V202H148V201H146ZM148 199V200H149ZM180 199V198H179ZM222 199H219V200H222ZM253 199H256V198H253ZM63 200V199H62ZM104 200V199H103ZM120 200H122V198L120 199ZM137 200H139V199H137ZM150 200V201H151ZM252 200V199H251ZM142 201H144L143 199H142ZM149 201V202H150ZM155 201H157V200H155ZM159 201V200H158ZM161 201V200H160ZM177 201H179V200H177ZM184 201V200H183ZM253 201L254 200H252L251 202L253 203ZM41 202V201H40ZM68 202V201H67ZM72 202H73V200L71 201V204H72ZM93 202H91V203H93ZM101 202L102 203H104L102 200H101ZM132 202V201H131ZM134 202V201H133ZM209 203V204H212V203ZM230 204H229V203ZM232 202V205H233V200L231 201ZM251 202H250V204H251ZM66 203V202H65ZM74 204L76 203V201L75 202H73ZM90 203V204H91ZM106 203V202H105ZM128 203V202H127ZM160 203V202H159ZM167 203V202H166ZM169 203V204H170ZM180 203V202H179ZM215 203V202H214ZM213 203V205H215ZM225 203V202H224ZM228 203V204H227ZM57 205L56 206H58V203H56ZM67 204V203H66ZM98 204H100L99 202H98ZM98 204H97V206H98ZM107 204V203H106ZM109 204V205H110ZM149 204V203H148ZM168 204V203H167ZM167 205L165 208H166V210L168 209L167 207L169 206V208L170 207H172V206H170V205ZM218 204H216L217 206H218ZM256 204H258V206H259V202L258 203H255V206H256ZM3 205V204H2ZM62 205H65L64 203H62L61 204V206ZM68 205V204H67ZM73 205V204H72ZM93 205V204H92ZM104 205V204H103ZM103 205H102V207H103ZM144 205H145V203H144ZM152 205V204H151ZM166 204H164V206H165ZM233 205V206H234ZM253 206H254V204H252ZM1 206V205H0ZM86 206V205H85ZM101 206V205H100ZM99 206V207H100ZM146 206H148V205H146ZM163 206V207H164ZM251 206V205H250ZM249 206V207H250ZM257 206V207H258ZM59 207V206H58ZM208 207V206H207ZM226 207H228V208H226ZM256 207V208H257ZM260 207V209H261V206H259ZM259 207L257 208V209H259ZM263 207V206H262ZM61 208H63V207H61ZM61 208H59V209H61ZM66 207H64V209H65ZM101 208V207H100ZM111 208L113 209L114 208V210L112 211V212H114L113 214H115L116 212H115V210L117 211V213H118V211H120L117 215H118V218H117V215H115V216H113L112 217V215H111ZM238 208H239V211H238ZM92 209H95L94 207H92ZM91 209V213L93 212V210ZM97 209V208H96ZM99 209V208H98ZM149 209V210H148ZM251 209V208H250ZM63 210V209H62ZM100 210V212L102 211L101 209H99ZM98 210V211H99ZM178 210V211H177ZM214 211H215V213H214ZM80 212V211H79ZM84 212V211H83ZM94 212H96V210L94 211ZM234 212V213H233ZM238 212V213H237ZM261 212V211H260ZM257 213L258 215L259 214H261V213ZM231 213H233L234 214V216L231 214ZM264 213V212H263ZM61 214V213H60ZM79 214V213H78ZM88 214V213H87ZM90 214V213H89ZM59 215V214H58ZM96 215V214H95ZM87 216V215H86ZM98 216H99V214H98ZM103 216V215H102ZM250 216H252V215H250ZM248 217L249 219L251 218V217ZM262 216V215H261ZM115 217L117 218V219H115ZM232 217H234V218H232ZM244 217V219H245V221H247L246 219H248V218H245ZM165 218V217H164ZM224 220H223V219ZM232 218V219H231ZM261 218V217H260ZM76 219V218H75ZM92 219H96V218H92ZM223 221H222V220ZM118 220V221H117ZM231 220L233 221L234 220V226L232 225L231 226V224H232V222H231ZM92 221H94V220H92ZM166 221V222H165ZM27 222V223H26ZM48 222V221H47ZM29 223H30V221H29ZM32 223V222H31ZM45 223H46V220L45 219H42V221L40 222V225H39V227H41L42 229L45 227V226H47V225H45ZM49 223V222H48ZM245 223V222H244ZM47 224V223H46ZM35 225V224H34ZM52 225V224H51ZM34 227V226H33ZM49 227H51V226H49ZM90 229V228H89ZM231 229V230H232ZM224 230L225 231H227V233L226 232H224ZM45 231V230H44ZM86 231V230H85ZM88 231V230H87ZM41 232V231H40ZM40 232H39V234H40ZM230 232V231H229ZM232 232H233V230H232ZM137 234L138 235H140L141 236V240H135L136 242H137V244H136V250L135 249H133V248H135V247H133L132 248V244H131V239L133 238V237H136L137 236ZM230 234V233H229ZM237 236V235H236ZM262 236V235H261ZM85 238V237H84ZM249 238V237H248ZM42 239H43V237H42ZM136 239H140V238H136ZM254 239H256V238H254ZM52 240V241H51ZM252 240V239H251ZM56 242V241H55ZM87 246L89 247H91V252H92V254H90V253H88V252H86V250H88V248H87ZM56 247V248H57ZM248 248V250H246L248 253H247V255L242 259V260H237V255H238V253H239V251L242 249V248ZM54 248V247H53ZM87 248V249H86ZM188 248H189V250H188ZM56 250V249H55ZM135 250V251H134ZM258 251V252H257ZM136 252L139 254L138 255V257H139V259H136L135 258V254H136ZM254 252H256L255 253V256L253 257L252 256V254H254ZM261 258V257H260ZM136 260H138V261H136ZM239 261V262H238ZM260 262H262V263H260V264H264L263 263V260L261 261V259H260Z\"/></svg>",
	"mask_w": 264,
	"mask_h": 264
}]
</instances>
